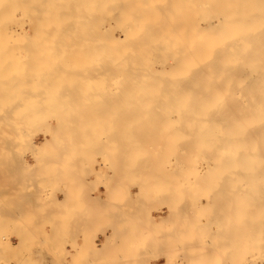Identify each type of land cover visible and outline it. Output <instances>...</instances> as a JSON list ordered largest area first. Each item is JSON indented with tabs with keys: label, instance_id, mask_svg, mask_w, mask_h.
<instances>
[{
	"label": "rangeland",
	"instance_id": "obj_1",
	"mask_svg": "<svg viewBox=\"0 0 264 264\" xmlns=\"http://www.w3.org/2000/svg\"><path fill=\"white\" fill-rule=\"evenodd\" d=\"M26 1H28V0H21V3L22 2L24 3L21 5L20 0H17L18 6H16L15 11H13L14 8H12L10 6L7 9V12H4V11L0 12V16H1L0 17V19H1L0 23H2V24H0V36H2V37H0V40L3 41V43L0 41V54H1L0 55V68H1V71H3V72H0V77H1V74H3V73H4V75L8 74L7 76H3V77H1L2 79H0V81H1L0 85L2 87L0 90V99H1L0 100V264H170L168 262L169 257L174 256V255H172L171 251H173V253H174L175 250L177 252H179V251L185 250V249H188V252L190 251V249H193V251H194L193 254L190 252L188 253L187 251L185 252V255L181 253L183 255L182 258H181V254H180V259H178V260H180V261L183 260L185 262V264H238V263L239 264H264V261H262L259 258L256 261L252 259L253 256L258 255V253H262V254L264 253V249H263V247H264V232H261L264 230H261V228H260V226L261 227L263 226L262 229H264V225L258 226L257 225L258 222L256 221V220L259 221V219H261V217H260L261 215L258 216L260 218L253 220L254 219L253 216H250L249 218H247V216L244 215V212L242 209H239L240 215H238V212H236V211H238V209L236 208V203H235L237 200L232 201V199H231V201L234 203L233 204L234 209H232V212H233L232 218L235 220H233L231 218V221L233 220V222H231L230 220L229 221H230V223H233V225H232L233 226V229H232L233 232L227 231L228 226H226V224H227L228 217L226 215L223 216V218H222L223 220L220 219V221H217V222H211V220H210L211 216L213 215L212 212H215V210H217L216 207L217 206L219 207L218 202L219 201L221 202V200H222V199L220 200L219 197L221 198L222 197L221 195H224V193L226 192V188L228 186L227 181L225 180L226 176H227V174L225 173L226 170L224 169L225 172L220 173V172H222V171H220L221 170L220 167H219L220 170L218 169L219 171H217V169H215V167L213 168V166H212V164H214V165H215V163L217 164L218 159L216 157L219 155V153L220 154L222 153L221 157L222 156L226 157V153H227L224 151L226 149V147H223L226 144L224 145V143H223V146H222L221 145L222 142H219L217 140L218 136H220V134L218 135L219 131L216 132L217 131L216 129H215V132H214V130H212V131L211 130H209V131L203 130L204 131V133H202V135H204L203 136L204 139H203L202 135H199V133H196V132L197 131L201 132V130L203 128L202 125H204V124H202L201 126H198L199 124L198 125L195 124V127L197 129L194 127V124H193V126L189 125L192 127V128L190 127L191 129H194V130H191L190 128H188V130L190 129V132H189V134L187 132L186 133L189 135V137L191 135H192L191 137H193L194 134L195 135L198 134L194 137V139L197 136H200L202 138V140L205 142V140L208 139V138L205 139V135H206L207 137L209 136V142L211 143L212 138L214 140V136L216 135L217 137L215 136V139L218 142L214 140L213 142H215V143L212 142V147L209 148L210 143L209 144H207L206 142L204 143V142H202L201 139H199V137H197L198 138L197 140H199V141L201 140V142H202L201 144L202 145L204 144V146H202V145H201L202 147L200 146L201 150L196 149L195 147L193 149V147L191 148V146H192L191 145L189 150H191V149H193V150L196 149V150L194 152L191 151L192 152L191 153L190 151L184 149L185 151H188L187 154H186V152L184 154L182 151V149L184 147L183 148L179 147L180 145L182 146V144L177 145V142L180 141V140L179 141H177V140L180 137H181V139H182V137L185 138L186 133H184V132L187 130V127L185 128V126H187L188 124L185 123L186 124L185 125L183 123L182 125H185V126H183L184 128H182L181 124H176L177 122L176 123L172 122L174 124L173 125L170 122L172 115H170V113H168V111L169 112L171 111V113L173 115H175L174 116L175 120L173 118L172 119L174 121H176V116L178 117V114H177L178 113V107H177L178 103H176L174 99H172V100L170 99L171 100L170 102H172V103L175 102L173 104L168 102L169 100L167 101V99H168L167 96L169 95L168 97H171V95H172L171 94L172 91H171V93L169 91V89H170L169 86L174 87L172 85V81H171V79H173L174 76L170 79L171 76L170 77L168 76L169 73H167V71H168L167 68H162V70L167 69L166 72L164 70V73L165 74L167 73L166 75H163L164 73L162 74L161 73L162 70H160L161 74L156 73V75H153V76H152V74H155L154 71L152 73H150L151 71L149 69L145 70V71L139 69L140 64L143 63L142 65H144V63L145 64H148V62L150 63V60H152L151 59L152 57H157V58L159 57L158 59H160L161 57L162 58L165 57V56H161V55L162 54L165 55V53H163V52L164 51L166 52L167 49H170V52H171V48H169L166 45H171V43L173 44V42H175L177 40V36L175 35L176 29H174L175 34L172 35L171 33H168L169 35L171 34L172 36L171 35L169 36L167 33L163 32V31L167 32V30H169V31L172 30V28H173V26H172L173 22L172 21L176 19V17L174 16L175 13L171 12L170 10H165L164 6H162L164 8V10H163L161 8V5H160L162 3L160 0H153V2H152V0H150L151 2L149 0H145L147 3H145V1H143L142 4L140 3L142 0H140L139 2H138V0H113V1L112 0H106L107 2L105 0H100V1L99 0H94V1L93 0H91V1L87 0L88 4L84 2L85 4H87L86 6L89 5L90 7L89 6L88 7L91 8V10L94 9V7H95V11L97 10L96 8H98V11H100V13H97L98 12L97 11L96 14H94V16H96V15H98V16L94 17L97 20L95 21V23H94V21L92 23H94L93 24L94 26H97L95 30L99 31V32H97L100 34V35L97 34L99 36V38L101 37L103 39L102 41L103 42L105 41L106 43L105 42H104V44L101 43V39L96 37L94 35L95 33L93 34L92 39L89 38V41L90 40L93 41L94 36H95L94 41H96V40H97L96 42L100 41V44L103 45V48H104L103 50L105 52L104 53L105 55L102 56V58L105 60L107 58H110V54H114L113 52H116L114 54V56L111 55V58L107 61H105V60L103 61V59L101 58L102 60L100 59L99 64H98L97 63L98 61H96V60L100 58L99 54L103 55L102 54L103 52L101 51V53H99V51L98 52L95 51L96 49L98 50L99 48H102V46L97 48L96 47L97 45H95V44H93L95 47V48H93V50L95 51V56H93L94 53L91 54L92 53L91 48H89L91 50L90 53L88 52V51H90V50H88V48H86L88 51L85 49V51H87L90 54L88 56L85 55V52L84 53L82 52L83 53V55H82L79 50H78L79 52H77V49H76V52H75L74 51L75 49H74V50H72V52H75L78 54L80 53L81 56H83V58H84V56H86L87 58L89 57V58L85 59L86 58L85 57L83 59L81 56L76 57L78 55L74 54V56H73V54H72V58L74 57L77 60L76 59L70 60L69 56H68V58L65 59V57L68 54H65L64 50H66L68 48L67 51L68 50L70 51V49L74 48V46L77 44L79 46L78 49L83 48L84 47L83 45L86 43H87L86 47H89V45H88L89 41L85 42V41H82V39H81L83 44L81 42L77 43V41L80 40L79 39L80 37L78 38L77 41L74 39V37L81 36V35H80V33H79V35H74V33L71 31L73 33V34L71 33V35H74V36L73 37L71 35L68 36V38H70L69 42L73 38L75 40L74 42L77 44L72 43V45H74V46H69V44H68V46L71 47V48H69L66 45L67 43L65 42V39H63V37H66L70 33L65 32L64 33L65 35L64 36L62 35V37H61L60 32L62 30L60 28H59L60 32L58 30L54 31L57 28L53 27V24H54V26H57L58 25L57 23L63 24L66 22V20L65 21H61V20L57 21L56 19L58 18V15H59V18L60 17L66 18V16H70L69 17V19H70L76 13V11H73V12H75L73 14V13H70V10L69 11L65 10V11H63V13H64L63 14L59 9H57V7H55V6L62 5L64 0H61V2H60L61 4H59V5H57L59 3L57 1H59V0H57L55 2L57 4H54L53 0L52 1L51 0L50 1L43 0V1H45V3L48 2L46 4V5H49L48 7H46L45 5H44L45 7L41 6V5L45 4L44 2H42V0H39L38 2H37V0L28 1L29 3L31 2V5H29V3ZM101 1H104V3ZM92 2H93V4H92ZM108 2L109 3L111 2V4H113V3L114 4L112 6H111V4L108 6V4H109ZM40 3H43V4L40 5ZM72 3H74V2H72ZM37 4H38V6L40 5L39 7L41 9L36 6ZM51 4H54L53 6L55 8H53V6ZM94 4L97 6H94ZM156 4H158V5H156ZM50 5L52 6V8L50 7ZM91 5L93 7H91ZM159 5H160V7H159ZM35 6L37 9L34 8ZM88 7H87V9H88ZM104 7H105V9H104ZM45 8L47 10H48V8L55 10V13H54V10L52 12H51V10L50 11L48 10V12H50L49 15L50 16L52 15L51 17L48 15L49 19L51 18L49 21H47V20L45 21V19L44 20L42 19V17L44 18L47 14ZM80 8H82V7H80ZM56 9H57V12L60 11L59 14H57ZM102 9L107 11V14L104 10L102 11ZM106 9H108L111 13H113V12L115 13V14L113 13L115 16L112 15V18H114V19H111V18L108 19L107 18L108 20L105 21L106 17H104V16L108 15V13L111 15V13ZM71 10H73V9H71ZM82 11H84V13H85V10H82ZM40 12H42V13H40ZM91 12L93 14L94 11H91ZM103 12H104V14H101ZM165 12H167V13H165ZM10 13L12 14L13 17L11 16ZM36 13L37 14L40 13V15H37ZM86 13L88 14V12H86ZM25 14H27V15H25ZM30 14H32V15L30 16ZM54 14L55 15L57 14L56 15L57 18L55 17ZM89 14H90V12H89ZM158 14L160 16H156ZM110 15H108V17H111ZM22 16L24 18V20H23L24 23L20 22L22 19L21 18ZM91 16H93V15H91ZM154 16H155V18L157 17L156 19L154 18L155 20L152 19V17H154ZM31 17H32V19H31ZM5 18L7 20H5ZM14 18H17V19H15V21H17V24L15 22L14 25L17 26L18 24L22 23L21 24L23 26L22 32L17 30V29L21 28L20 26H18L17 29H14L15 27L13 28L14 25L12 23L14 22V20H13ZM28 18H29V20H28ZM40 18L42 21H40ZM2 19H3V21H2ZM46 19H48V18H46ZM66 19L68 20V18H66ZM12 20H13V22L11 23ZM32 20H34V21H32ZM72 20H74V19H72ZM118 20L120 23L122 22L121 23L122 26H120L121 24L118 22ZM124 20H126V21H124ZM53 21L55 23H53ZM36 22H37V24H36ZM100 22H102V23H100ZM5 23L6 24L8 23L7 24L8 26L13 25L12 27H10L12 30L9 28L10 29V31H9L7 26L4 27ZM50 23H51V25H50ZM98 24H100L101 27ZM118 24H120V25H118ZM128 24H129V26H128ZM26 25H28V26L31 25L29 30H26L27 28L24 30ZM45 25L49 26L53 31L49 27H47L49 29L46 30ZM70 25H68V27ZM104 25L106 26V28L108 25L109 26L111 25V28L108 26L110 29L108 30V28H107L106 29L107 31H106L105 28L103 29ZM141 25H144V26H141ZM133 26H134V28H133ZM155 26H156V28H154ZM170 26H172V28ZM98 27H100V29ZM6 28L8 31L6 30ZM97 28H98V30H97ZM120 28H122V30ZM34 29H35V31H34ZM66 29H68V28H66ZM66 29L64 27V30H66ZM162 29H163V31H162ZM14 30H15V32H16V30L21 32V34H19V32L15 33ZM12 31L14 33L10 34V32L12 33ZM133 31L135 34L133 33ZM8 32H9V35H8ZM55 32L56 33L59 32L58 34L64 40V42L60 43V41L59 42L56 41L58 39V37H56L58 34H56ZM62 32H64V31H62ZM79 32H81V31L79 30ZM87 32H90V31H87ZM157 32L160 35L162 33H165L168 39L165 37V34H163L162 36H160V35L156 36ZM44 33H48L49 36L46 35V37L44 38ZM53 33H54V36H53ZM66 33H67V35H66ZM75 33L78 34V31H75ZM153 33H154V36L152 35ZM25 34L28 37H30L29 38L31 40L30 43H28L29 39L26 41L24 40V39H27V37H24ZM81 34H82V32H81ZM89 34L92 35V32ZM129 34H130V36H129ZM137 34L139 35V37ZM18 35L20 36V38L18 37ZM38 35H40V36H38ZM85 35H86V33L84 35H82L81 38ZM87 35H86V37H87ZM110 35H113L112 38ZM133 35H135V36H133ZM141 35H142V37H141ZM8 36H10V37H8ZM12 36L13 37L16 36V38H18V39H16L14 37L15 39H13V40H17L19 42V46H21V48H22V45H25L26 43H28L27 47L29 46V44H31V47L29 46V48H28L31 52H29V51H28V53L24 52V50L27 49L26 46H24V47H26V48H24V50H23V48L22 49H20V47L18 48L17 47L18 43H16V41H15L16 45L13 46V44H15V43L12 40V38H13ZM51 36L53 37V39L56 38V39H54L55 43H60V45H63L66 43L65 45L67 46V48L65 47V49H63L64 47L60 46L62 49H60L58 47L59 50H58V48L55 47L57 44L56 45L54 44V47H55L54 50L57 49L58 52H60L62 50L64 57L58 59L57 55L59 57H61L62 55H60L61 52L58 54L56 51H54V52L57 54H55V56L52 55L53 51H51V49L53 50V47H51L50 45H52L53 43L51 42L52 41ZM123 36H124V38L129 36V37H131L132 40L129 39V37L123 39L122 38ZM155 36L158 38L159 42L156 41L157 39L154 40L155 38H153V37H155ZM163 36L165 38L162 39V40H164L163 44H162L160 38ZM21 37H23L24 39H22ZM47 37H50V38L47 39L49 41H47L46 43L49 42L51 44L48 46V44L44 43L45 45H47V47L46 46L44 47L42 41L44 40V42H45ZM88 37H89V35H88ZM116 38H119V40H120L117 43H116V41H117ZM112 39H114L115 42H113L114 40L112 41ZM32 40L34 41V44L36 45L35 47H37V49L39 46H40V48L43 46L42 49L47 50V51H45L46 54L45 53L42 54V52L39 53V51L37 52L36 50L32 51V49H33L32 47H34V46H32V43H33ZM36 41H41L42 46H41V44L40 45L36 44V43H39ZM168 41H170V42L168 43ZM5 42H8V43H5ZM120 42H121V44H120ZM11 43H13V44L11 45ZM21 43H23V44L20 45ZM80 43L82 44L83 47H80V45H79ZM153 43H156V44H153ZM117 44L119 46L121 45L122 47L117 46ZM125 44L126 45L128 44L127 47ZM105 45L108 48H106ZM12 46L14 47V49L17 48L14 52L12 50L13 49ZM58 46H59V44H58ZM165 46L167 49L165 48ZM2 47L3 48L6 47L7 49L4 51L5 48L2 49ZM90 47H92V46H90ZM115 47H117V48H115ZM131 47H132V49H131ZM76 48H77V46H76ZM123 48L125 50H123ZM151 48L153 50L158 48L160 50V52L157 51V54H156L155 51L154 52L147 51V49L149 50ZM117 49L121 50V51H116ZM19 50H20V53H18ZM48 50H50V52H48ZM108 50H110V52H112V53H110ZM144 50H146V52H144ZM67 51H66V53H67ZM140 51H143V52H140ZM23 52L25 53V55L27 53V57H29L30 54L32 53L31 56L33 55L36 58V60L33 57L32 58L35 61L32 60L31 58L23 59L24 58L23 54H22L23 58H20V57H22V56H20V54ZM47 52L50 54H47ZM137 52H139V53H137ZM96 53H97V55H96ZM107 53H109V54H107ZM153 53H154V55H153ZM158 53H160V54H158ZM166 53H169V51H167ZM132 54H134V55H132ZM129 55H130V57H129ZM170 55H171L170 58H172V52ZM47 56H49L50 58ZM112 56L115 58V60H113V62H111L112 61L111 59H113ZM118 56L119 57L122 56V57L118 59ZM133 56L138 58V59L136 60V58H132ZM146 56H149L150 59L146 58ZM4 57H5V59L3 60ZM13 57H14V59L17 57L18 61H17V59H15V61H14L12 59ZM39 58H41V59H39ZM116 58H117V60H116ZM162 58H161V60H158V61L159 62L162 61ZM30 59L32 61L29 62ZM37 59H39V60H37ZM44 59H48L47 62H49V63H46V60L44 61ZM143 59L145 61H143ZM165 59H166V57H165ZM22 60L25 64L22 63ZM25 60H27L28 63ZM51 60L53 62L51 65H54V66H51L52 69H50L48 66L50 64ZM120 60H121V62H120ZM126 60L129 62L128 63L129 65H127V63H125ZM170 60H166V61L164 60V62L162 61L163 65H160L162 63H160V64L158 63V64L160 66H165V62H167V61L169 62ZM55 61H56V63L58 62V64H56ZM100 61L101 62L103 61L104 65H103V63L101 64ZM133 61L136 62L135 65L132 64ZM141 61H143V62H141ZM13 62H15V63H13ZM31 62H33V63L31 64ZM151 62L153 63L154 60ZM168 62L166 64V66L169 68ZM3 63H5V64H3ZM26 63L27 64L30 63V65H26ZM93 63H94V65H93ZM152 63H151V65H152ZM12 64L14 65L13 68H12V66H13ZM19 64L23 68L20 67ZM113 64H115L114 67H113ZM137 64H139V66ZM91 65H93V66H91ZM101 65H103V66H101ZM106 65L108 66V68H106L107 67ZM122 65H125V66H122ZM154 65H155V63H154ZM29 66H30V69H29ZM44 66L48 69L44 68ZM33 67H34V69H33ZM41 67H43V69H41ZM54 67H58V68H56L57 70L54 69V71L56 70V72H59V73L62 71L61 74H63V71H64V74L67 73V75L61 76L59 73L58 74L54 73V71H52ZM62 67H65V68H62ZM70 67H72V69ZM93 67L95 70L93 69ZM112 67H113V69H112ZM87 68H90V69H87ZM97 68L98 69L100 68V69L98 70ZM114 68H116V70ZM122 68H123V70L126 69L125 70L126 73H133L134 74V75H130L129 77L127 76L123 82L120 79V76H119L120 73H118L119 72L118 69L121 70ZM27 69H28V71H27ZM32 69L35 72V73L32 72L33 74L31 73ZM39 69H40V72H43V73L45 72V70L46 71L48 70L47 73L46 72L45 73L48 75V77L51 76V78H52V76L56 75L58 77V75H60L59 78H56V76L53 77L54 79H56L55 81L51 80L52 84L55 83L54 84L55 86H53L50 83L51 82V81H49L50 78H47L46 74L44 76H42L43 74L38 71ZM65 69L68 71H66ZM101 69H104V70L101 71ZM171 69L172 68L170 67V71L172 73H174L173 70H175V68L172 70ZM50 70L52 72H50ZM110 70H112V72ZM73 71L74 72L76 71L75 74L73 73ZM91 71H94L93 75H92ZM5 72H6V74H5ZM11 72L13 73V75L16 72L15 75L16 76L18 75L17 78H20V79L16 78V80H15L14 77H16V76H13ZM27 72L30 75V77L33 79V81L36 82V84L34 83L35 85L33 83H32L33 85L30 84L32 81H30V78H28L29 75H27ZM49 72L52 73L53 75H51V74L49 75L48 74ZM103 72H105V73H103ZM115 72H117V73L115 74ZM120 72L122 73V71H120ZM157 72H158V70H157ZM171 72H170V74H172ZM108 73H109V75H107ZM136 73H138V74L136 75ZM142 73H144V74H142ZM147 73L150 74L148 77H147V75H148ZM19 74H20V76H19ZM98 74H100V75H98ZM111 74H113V75H111ZM25 75H26V77H25ZM78 75H79V77H78ZM90 75H91V78H88V77H90ZM110 75H111V77H110ZM159 75H160V77H159ZM176 75H177V73H176ZM8 76H10V78H8ZM143 76L147 77L149 79V81H147L148 79H146V78L144 81ZM154 76H156V77H154ZM162 76L166 77L167 79L162 77ZM157 77L160 79H164V81L162 82L164 88L161 86V84L158 85V83H161L162 80L158 79ZM62 78H64V79H62ZM77 78H81V79H77ZM11 79L13 80V83H11L12 82ZM139 79H140V81H139ZM150 79H151V81L153 79L154 80L157 79L158 80L157 85L160 86L161 88L158 87L156 85V83H155V85L153 83L154 86L152 85V87H151ZM105 80H107V81H105ZM154 80H153V82H155ZM18 81H20L18 83L19 85L17 84ZM39 81H42V84H40L41 82L39 83ZM44 81H46L45 82L46 84L44 83ZM110 81H111V83H110ZM127 81H129V82H127ZM131 81H133V82H131ZM21 82H22L23 86L20 85ZM23 82H25L26 85ZM112 82H114V83L117 82L118 84L121 85L122 88H118ZM126 82L128 84V86H127L128 89H127V87H124V85L126 86V84H122V83H126ZM140 82H142V85ZM147 82L150 84H147ZM169 82H171V83H169ZM28 84H29V86L30 85L34 86L33 88L31 86L32 92H33V89L38 91L37 89L40 88L39 91L41 93L36 92V91L32 93L30 91L31 94H29L30 92H28V89H27V88H29ZM43 84L47 87L45 88V86ZM47 84L51 85V86L48 88ZM111 84L113 86H111ZM143 84H144V86L147 85V86H145L147 89L143 88ZM166 84L168 85V87H167L168 89L166 88V86H167ZM41 85H43L44 87H42ZM149 85L153 89V92H152V89L149 91V92H151V95L153 94L152 96H150V93H148V91H146V90H148ZM3 86H4V88H3ZM26 86H28V87H26ZM36 86H38L37 89H35ZM40 86L43 89H41ZM136 86H138V88L142 89V91H140V89L136 88ZM156 86L158 87L157 89H156ZM51 87H52V90H51ZM85 87H87V88H85ZM150 87H149V89H150ZM65 88H67V89H65ZM73 88H75V89L73 90ZM110 88H111V90H110ZM44 89L45 90L47 89V91H45ZM154 89H155V91H154ZM163 89H165L167 91V93H162V91L164 92ZM77 90H79V91H77ZM143 90L146 92H143ZM159 90H161V93H157V92H160ZM170 90H172V89H170ZM56 91H58V92H56ZM89 91H90V93H89ZM110 92H111V95H110ZM126 92H128V93L130 92V95L128 96ZM138 92H140V93L138 94ZM115 93H117V96H115ZM132 93L135 95L137 94V97L132 95ZM147 93H148V95H147ZM38 94H40V95H38ZM154 94H156L157 97L154 96ZM162 94H164V95H162ZM7 95L10 98H8ZM176 95L173 94V97H175ZM139 96L140 97L142 96L144 99L142 97L140 98ZM153 96L156 97V99L159 98L158 96H160V97L164 96L166 98H163L164 100H162V102H161V100L158 101L155 98H153ZM138 97L140 98V100ZM146 98L149 101L151 99L152 102L147 101ZM134 101L139 102V104H141V105L139 106V104L137 102L135 103ZM164 101H166V102H164ZM146 102H149V103H146ZM155 102H156V104H159V102L162 104L166 103L163 106H165V107L167 106V107L166 108L163 107L165 109L159 108L160 106L158 107V105H155ZM168 103H170L172 106H169ZM5 104H7V105H5ZM146 105H148V106H146ZM149 105L152 107V109ZM159 105H161V104H159ZM173 105H175L177 108H172V107H174ZM154 106H157L158 108L155 109ZM141 108H143V109H141ZM158 109L160 110V112H163L164 110L167 111L168 114L166 113V115H168V118L170 116V118L169 119L168 118H158L159 117V113H158L159 110ZM150 110L151 111L155 110L156 112L158 111L157 112L158 117L153 116L156 113L151 112ZM173 110L175 112H173ZM149 111L152 115L150 117L148 116ZM150 113H149V115H150ZM160 114L162 116L163 113H160ZM163 115L165 116V114H163ZM146 117H149V118L156 117V118H154L155 123L159 122V124H153V125L151 124L150 127H149L150 124H148V125H146L145 123L140 124L141 123L140 121L145 122L147 120L148 121L151 120L152 122H154L153 118L149 119ZM108 120L110 122H108ZM158 120H161L164 122H161ZM189 120H191V119H186V121H189ZM186 121H184V122H186ZM191 121H193V120H191ZM110 123H115V124L112 125ZM126 123H127V125H126ZM170 123H171V125H170ZM123 124H125V125L123 126ZM178 125H180V126H178ZM110 126L113 129L110 128ZM157 126H158V128H156ZM174 126H176V127H174ZM177 126L181 127V128H178ZM175 128H177L178 130L181 129V132L180 131L178 132V130ZM111 129L114 130L113 133H111L112 132ZM116 129H118V130H116ZM182 130L184 132H182ZM191 131H193L195 133L193 134V132H192V134H190ZM118 132H120V133H118ZM205 132H206V134H205ZM211 132H212V135H209ZM148 133H150V134L148 135ZM183 133H184V136H183ZM114 134H117V136L115 137ZM121 134L122 135L125 134V135H123L124 138ZM143 134H146V136ZM180 134H182V135H180ZM187 134H186V139L189 140L187 143L191 144L192 142H190V141H193V139L191 137L190 138L192 140H190V138H187L188 137ZM174 136H175V138H174ZM210 137H212V138H210ZM255 137H257V136H255ZM259 137L260 136H258V138ZM260 140H259L260 143L258 142V140H256V141L260 145L264 144V143H262V142H264V140L263 141L261 140L262 142ZM122 141H124V142H122ZM186 141H184V142H186ZM196 141H194L196 143V147L199 148V146H197V142H199V141H197V142ZM194 142L192 144H194ZM205 144H207V145H205ZM213 144H214V147H213ZM215 144H219L220 146L217 145L216 147L217 148L221 147V150L216 149ZM198 145H200V142ZM125 146H127V147H125ZM183 146H186V145H183ZM205 146H208V148L206 147L205 152L208 149L209 150L211 149L210 152L213 154V156H211L212 154L210 155L209 150L207 151L208 154H207V152L206 153L203 152L204 151L203 149H205L203 147H205ZM134 147H136V148H134ZM260 147H262V146H260ZM178 148L181 150V151L179 150V152L183 153L185 156L178 153V151H177ZM187 148H189V146H187ZM214 148L216 149L215 154L217 151L219 152V153L217 152V154H218L217 156L213 152ZM262 148L264 149V147H262ZM121 152H122V154H124V153L125 154L120 157L119 154H121ZM133 152H136V153H133ZM176 152L183 157H180L179 155L176 156V154H175V156L172 155L173 153H176ZM223 152H225V155ZM126 153H128L129 155H126ZM140 153H142V154H140ZM143 153H145V154H143ZM203 153L208 155L209 158L208 157L206 158L205 157L206 155L204 156ZM79 154L82 155L81 158L78 157ZM83 154H85V156ZM76 155L79 159L78 158L76 159ZM143 155H145L146 157ZM214 155L216 157H214ZM219 156H218L219 161L224 160L223 157L220 158ZM211 157L214 158V160L216 158L215 162L213 161V159ZM188 158H190V159H188ZM210 158H211V160H210ZM204 159H209L211 161L210 165H207V162L205 163ZM139 161H141V162L146 161V163H150V165L148 166V169L141 167V168H143V170L141 169V171H138L139 166L136 165L133 168V170L135 169L133 172H131L129 174L125 173V172H127L125 170H127L126 168L128 165L132 166L133 163L136 164ZM190 161H191V163H190ZM141 162H140V164H141ZM181 162H183V164H181ZM108 164L113 165V168H111V166H109ZM180 164H181V166H180ZM142 165H144V164H142ZM185 166H186V168H185ZM208 166H210L209 169L213 168V170H215V171H213V170H212V172L209 171L207 169ZM74 167H76V168H74ZM67 168L69 170L71 169L70 172H69V170H67ZM114 168L116 169V170H114V172L116 171L115 173L112 172ZM204 168H205V171L208 170V171H206L208 174L205 173ZM130 169H131V167H130ZM130 169H128L129 172H130ZM149 169H151V170H149ZM65 170H67L71 176H69V173L66 172ZM147 170H148V172H147ZM183 170L184 171L186 170V171L183 172ZM63 172H64V174H63ZM201 172L205 173L206 175L205 174L202 175ZM218 172H219V174H218ZM100 174H101V176H100ZM102 174H104V175H102ZM124 175H125V177L126 176L127 177L125 178ZM201 176H202V178H201ZM220 177L223 179H220ZM210 178H211V180H210ZM110 179H111V181H113V184H115L114 181L116 182L118 180L120 182L119 184H121V186H126V187H124V188L121 186L118 187L119 184H117V185L115 184V187L117 186V188H116L117 190L113 191V193H115L114 195H111V194H113L112 193V189H113L112 186H114V185L112 184V186H111V182H109ZM122 179H123V181H122ZM212 179L216 180L215 183L218 184V185H216V187L218 188L217 191L224 187V189H222L223 191L225 190L223 193L221 190H219L217 193L215 183H213L214 181ZM120 180L122 181V183ZM222 180H223V183H222ZM224 180L226 181L225 183H224ZM156 181L157 182L160 181V182L157 183ZM220 181H221V183H220ZM196 182H198V183L196 184ZM109 183H110V185H109ZM143 183L145 186L143 185ZM219 183L222 185H220ZM204 184H205V187H204ZM175 185H177V187H175ZM197 185H198V187H197ZM219 185L221 186V188L218 187ZM180 186L181 187L183 186V187L181 188ZM211 186H214L215 188H213V187L211 188ZM101 187H103L104 189L101 190ZM108 187H111V190ZM170 187H171V189H170ZM197 188H198V190H197ZM71 189L74 192L76 191L75 192L76 197H75V195H74L75 199L73 197V199L75 201L74 204L72 202L71 204H73V205L68 206L69 203H65V202H69V201L71 202L73 199L70 200V198H69V201H65V200H68L65 198L66 197L68 198L69 195H73L74 192L70 193ZM140 189L141 190L143 189L142 192H144V193L142 196L144 198L142 196H140V194H142ZM175 189H176V191H175ZM208 189H209V191L211 190L210 193H209ZM246 190H248V189H246ZM139 191H140V193H139ZM60 192H63L65 195L64 199L60 200V201H63V203H61V205L56 204V202L58 203V201H59L57 199V195ZM174 192H175V194H174ZM82 193L84 194L85 199H83L84 196H82L83 195ZM216 194H219L220 196L218 197V195H216ZM233 194L235 195L237 193H235L233 191ZM241 194L245 195L244 191H241ZM263 194H264V192H263ZM234 195H233V197H234ZM251 195H254V194L252 193ZM211 196H213L212 199L210 198ZM224 196L227 197V194L225 193ZM224 196L222 197L226 203L224 205L227 206L228 202H226V199L228 200V198L225 199ZM175 197L178 199H176ZM181 197L183 198L182 201L180 199ZM260 197H262L260 199H262L261 202L263 203L264 198L261 195H260ZM124 198H126V199H124ZM127 198H129V199H127ZM234 198L236 199V195ZM122 199H124V201L128 200L125 202L129 203V207L132 208L130 210L132 212H134V215H136L135 216L136 223L133 222V223H135L134 224L135 228H133L134 226L133 227L129 226V228H128V225H125L122 222V224H124V226H122V228L121 227L120 228L123 231V233H125L127 231H128V233L131 232V231H129V229L130 230L134 229L135 233H134V231H132L133 232L132 235H131V233H129L132 237L130 235H128V236H130L129 238H131V241H130V239H129V241L132 242V243L129 242V244L127 246L128 251L116 250L113 253V255L112 254L108 255L109 253H107V250L105 249L107 242L103 241L102 245L99 246L97 244V241H95V240L97 239V237L100 233H106L108 230L111 231V234L109 235V237H110L112 235V232L114 231V229L116 230V227L114 229H112L111 226L114 224H111V223L109 224L110 226L106 225L107 224L106 221L103 220L104 221L103 222L100 219L99 215H101V214L103 215V213H106L107 208H108V202H110V203L112 202L113 204L119 203V204H121L120 206H122V207L119 208L120 209L119 212L115 213L116 215H118V216H116V219L118 217L121 219H117V220L124 221L125 214H127V213H126L125 208H124L125 206H123L124 204L122 205V203H123ZM242 200L241 201L239 200V201L241 202V205H244V204H242ZM85 201H87V202H85ZM143 201H144V205L140 204V206H139V202L143 203ZM177 201H180L183 204L187 205V206L184 205L185 207L182 206V208H184V209H182V211L184 210L183 211L185 213L184 215H183V212L181 210H178L179 212L181 211V213H178L177 215L172 213V209H173L172 207L173 206H171V207H169V206L175 205ZM224 201H223V203H224ZM134 202L136 205L134 204ZM185 202H187L188 204ZM86 203H87V206H89L88 209L86 208ZM177 203L180 204L179 202H177ZM62 204H64V206ZM57 205L59 206V208H57ZM94 205L97 209H95ZM64 207H66V208H64ZM262 207L258 208V209H260L261 212L264 211V206L262 205ZM105 209H106V211H105ZM226 209H227V207H226ZM88 210L90 213H88ZM247 210H249V209L247 208L246 211ZM140 212L141 213L143 212V213L141 214ZM242 212H243V214H242ZM247 212L250 213V211H247ZM187 213H188V215H187ZM88 214H89V217H87ZM174 215L176 217H174ZM254 215H256V214H254ZM92 216L93 217L96 216L97 219H96V217L94 219H92L93 218ZM137 216H138V218H137ZM142 216H144V217H142ZM209 216H210V218H209ZM85 217H86V219H85ZM140 217H142V219ZM238 217L243 218L242 219L243 222L247 221V225H246L247 227L250 225H251L250 227H252V226L255 227V225H257L256 226L257 228H255L257 230H255L253 227L252 228L249 227V229H251L250 233L252 234L251 235L249 233L250 234L249 235L248 234L249 229L245 228L246 226L243 227L241 225L243 222ZM80 218H82V219H80ZM185 218H187L188 221ZM77 219H80L81 222H80V220L77 221ZM87 219H88V222H87ZM98 219H100V220H98ZM102 219H105V218H102ZM161 219H162V221H161ZM168 220L172 221V223L174 225L173 224L170 225L171 223L167 222ZM97 221H98V225H97ZM100 221L102 223H106V224H101ZM136 224H137V226H136ZM205 224H206V227H205ZM245 224H246V222H245ZM252 224H254V225H252ZM116 226H118V225H116ZM174 226H176V227H174ZM237 226L238 227L240 226V227L238 228ZM177 227L179 228V230H182V231H179V232L174 231L175 233H177V232L178 233H177V235L173 234V237H174V235H176L173 238L169 234H170V232H172L173 228H174L173 230H175ZM98 228H100V229H98ZM156 228L159 229L160 231L157 230ZM240 228H243V229L241 230ZM218 229H219V232H218ZM237 229H240V231H237ZM244 229H245V231H244ZM247 229H248V231H247ZM253 229H254V231H252ZM258 229H260V230L258 231ZM116 231L120 232V229L116 230ZM116 231H114L113 233L115 234ZM156 232H158V233H156ZM168 232H169V234H168ZM214 232H217L218 236H217V238L213 237V239H214L213 240L212 239V233H214ZM237 232L238 233L240 232L239 238H241V241L238 238V235H236ZM123 233H120L121 237H122ZM227 233H228V236H227ZM72 234L73 235L75 234V235L73 236ZM241 234H243V235L248 234V236H246V237L243 236L244 237L243 238V237H240ZM115 235H113L110 239H112L113 237H117ZM117 235H118V233H117ZM207 235H209V236H207ZM233 235L236 236L237 238L234 237ZM133 237H134V239H132ZM166 237H169V238H166ZM208 237H209V239H208ZM251 237H252V239L253 238L254 239L252 240ZM259 237L261 239H259ZM117 238H113V239L117 240ZM156 238H159L160 241H162V242H160L161 246L160 245H159L160 247L158 246L162 250L157 256H155V254H156L155 250H157V248H158L157 247V241L158 240L156 241ZM210 238H211V240H210ZM234 238L238 239L240 242ZM82 239H83V241L80 242ZM107 239H109V238H107ZM121 239L123 240V238H121ZM174 239L179 241V242L176 241V242H178L176 244H180V243L181 244L176 245L173 242ZM230 239L233 240V242ZM229 240L232 242L230 244V246L228 245ZM234 240H236V242H234ZM143 241H144L145 245L142 244ZM210 241L214 242V243L210 244L211 243ZM190 242L192 243V246H190L191 245ZM205 242H208V243L210 242V243L209 244L207 243L208 245L207 244L205 245ZM234 243L237 245H235ZM238 243H241L242 246H241V244H238ZM103 244H105V245H103ZM131 244H133V245H131ZM232 244H233V246H232ZM142 245H143V247H142ZM132 246H134V248ZM131 247H132V249H131ZM96 248H100V250L98 249L99 252H98V250H96ZM209 249H211V250H209ZM257 250H260V251H257ZM95 251L98 252V254ZM168 251H169V256L167 257L166 253ZM240 254H242V255H240ZM107 255L113 256V260L111 259L112 262L110 260V257L108 259L109 261L107 260V258H108ZM190 255H191V257L189 258ZM245 255H246V257H244ZM263 256H264V254H263ZM195 257H197V258H195ZM114 258H116V259H114ZM207 259H209V260L207 261ZM105 260H107V261L102 262ZM99 261H101V262L98 263ZM181 262H179V263H181ZM182 264H184V263H182Z\"/></svg>",
	"mask_w": 264,
	"mask_h": 264
},
{
	"label": "bare ground",
	"instance_id": "obj_2",
	"mask_svg": "<svg viewBox=\"0 0 264 264\" xmlns=\"http://www.w3.org/2000/svg\"><path fill=\"white\" fill-rule=\"evenodd\" d=\"M28 1H30V0H28ZM28 1H26V2H28ZM32 1V0H31ZM39 0H37V2H38ZM46 1V0H45ZM45 1H43L42 0V2H44L45 3ZM47 1H50V0H47ZM52 1V0H51ZM57 0H53V3L54 4H57V3H55ZM76 1V2H75ZM89 1V0H88ZM91 1V0H90ZM94 1V0H93ZM100 1V0H99ZM98 1V2H99ZM106 1V0H105ZM113 1V0H112ZM140 0H138V2H139ZM143 1H145V0H142L140 3L142 4L143 3ZM150 1V0H149ZM162 3L160 4L161 5V8L164 10V8H165V10H170L171 12H174L175 13V17H176V19L175 20H173L172 22H173V28H172V26H170L171 28H172V30L171 31H169V30H167V32L166 31H163V29H162V31L163 32H165V33H171L172 35L173 34H175V31H176V36H177V40L175 41V42H173V44L171 43V45H166V46H168L169 48H171V52H172V58H170L171 57V52H170V49H167L166 48V46H165V48L167 49V51H169V53H166L164 50V52L163 53H165V55H161V56H165L166 57V59H165V57H161L162 58V61L164 62V60L166 61V60H170L169 62H168V66H169V68L166 66V64H167V62H165V66H160V65H163V63H162V61H158V60H161V58L160 59H158L157 57H152L151 59L152 60H150V63L148 62V64H145L144 63V65H142V64H140V70H150L151 72L150 73H152L153 71L155 72V74H152V76L153 75H156V73H160V70H162V68H167L168 69V71H167V73H169L168 74V76L170 77V79L174 76V78L173 79H171V81H172V85L174 86V87H171V86H169L170 87V89H172V90H170L169 89V91H170V93H171V91H172V95H171V97H168L167 96V101L168 102H170L172 99H174L175 100V102L176 103H178V117L176 116V121H174L175 119V115H173L172 113H171V111L169 112L168 111V113H170V115H172V117H171V123L172 122H174V123H176V124H185V123H187L188 125L187 126H185V125H182V128H184L183 126H185V128L187 127V130L185 131L184 129V131L182 130V132H184V133H188L189 134V132H190V129L192 128L191 126H189V125H192L193 126V124H194V127H195V124H199L198 126H201L202 124H204V125H202L203 126V128H202V130H201V132L200 131H197L196 133H199V135H202V133H204V131H209V130H214V132H215V129L217 130L216 132H218L219 131V133H218V135L220 134V136H218V138H217V140L219 141V142H222V146H223V143H224V145L225 146H223V147H226V149L224 150L225 152H227L226 153V157H224V156H222L223 158H224V160H221V161H219V158H218V156L220 157V158H222L221 157V154L219 153V155L217 154V152H216V154H215V151H216V149H220L221 150V147L220 148H217L216 146L218 145V146H220L219 144H215V148H214V154L217 156H215L214 155V157H216L217 159H218V162H217V164L215 163V165L214 164H212V166H213V168L215 167V169H217V171H219L220 170V168H221V170L220 171H222V172H220V173H224L225 172V170H226V174H227V176H226V181H227V188H226V194H227V197L226 196H224L225 195V193H224V195H221L222 197L224 196L225 197V199L226 198H228V200L226 199V202H228L227 204V206L226 205H224V204H226L225 203V201L223 200V198L221 197H219L220 195L219 194H216V195H218V197H219V199L221 200V202L219 201L218 202V205H219V207L217 206L216 208H217V210H215V212H212L213 213V215L211 216V218H210V216H209V218H210V220H211V222H217V221H220V219L221 220H223L222 218H223V216L224 215H226L227 217H228V220H227V224H226V226H228L227 227V231H232V229H233V223H230V221H231V218H232V216H233V212H232V209H234L233 208V202L232 201H236L235 203H236V208L238 209V211H236V212H238V215H240L239 213H240V211H239V209H242L243 210V212H244V215H246L247 216V218H249L250 216H253V220H256V219H258V218H260L261 217V219H259V221L258 220H256L257 222H258V226L259 225H264V211H260V209H258V208H260V207H262V205L264 206V201H263V203L261 202V200L262 199H260V198H262V197H260V195L261 196H263V198H264V194H263V192H264V149L262 148V147H264V144H259L260 142H259V140L261 139L262 141L264 140V0H160ZM25 2V1H24ZM36 2V1H35ZM41 2V1H40ZM57 2H59L57 5H59V4H61L60 2H61V0H59V1H57ZM72 2H74V3H72ZM87 3V0H64L63 1V3H62V5H59V6H55V7H57V9H59L62 13H63V11H65V10H70V13H75V12H73V11H76V13H75V15L72 17V18H70L69 19V17L70 16H66V18H68V20L66 19V18H64V17H60L59 18V15H58V18L56 17V15L57 14H59V12H57V9H56V12H57V14L55 15V17L57 18L56 20L58 21V20H61V21H65L66 20V22L65 23H61V24H59V23H57L58 25L57 26H54V24H53V27H56L57 29H55L54 31H56V30H58L59 31V28L62 30V31H64V32H60L61 34H60V36L62 37V35L64 36L65 34V32H69L70 34H68L67 35V33H66V37H63V39H65V42L67 43H65L67 46H68V44H69V46H74V45H72V43H75L74 41L76 40H78V38L80 39L79 41H77V43L78 42H81L82 43V41H85V42H88L89 41V38L90 39H92V37H93V34L96 36V37H98L99 38V36L97 35V34H99V33H97V32H99V31H96L95 29H96V27L97 26H94L93 24L95 23V21L97 20L96 18H94V17H97L98 15H96V16H94V14H96V12L98 11V8H96L97 10L95 11V7H94V9H92L91 10V8H89L88 6H86L87 4H85V3ZM101 2H103L104 3V1H101ZM107 2V1H106ZM122 2V1H121ZM151 2V1H150ZM149 2V3H150ZM152 2H153V0H152ZM155 2V1H154ZM158 2V1H157ZM20 3H21V0H20ZM29 3V2H28ZM48 2H46L45 4H43V3H40V5L41 4H43V5H41V6H46V7H48L49 5H46ZM77 3V4H76ZM109 3V2H108ZM124 3V2H123ZM145 3H147L146 1H145ZM144 3V4H145ZM148 3V4H149ZM22 4H24L23 2L21 3V5ZM36 4V3H35ZM54 4H51L52 6L54 5ZM92 4H93V2H92ZM98 4V3H97ZM106 4V3H105ZM111 4V2L108 4V6ZM114 4V3H113ZM113 4H111V6L113 5ZM163 4V5H162ZM29 5H31V2L29 3ZM34 5V4H33ZM39 5V6H40ZM50 5V7L52 8V6ZM99 5V4H98ZM107 5V4H106ZM117 5V4H116ZM137 5V4H136ZM146 5V4H145ZM153 5V4H152ZM156 5H158V4H156ZM160 5H159V7H160ZM12 7V8H14V10L13 11H15V8H16V6H18L17 5V0H0V12H2V11H4V12H7V9L9 8V7ZM37 7H39L38 6V4L36 5ZM36 6L34 7L35 9H37L36 8ZM44 6V7H45ZM94 6H97V5H95L94 4ZM147 6V5H146ZM162 6H164V8L162 7ZM54 6H53V8H55ZM73 7V8H72ZM76 9H75V8ZM80 7H82V8H80ZM87 7H88V9H87ZM91 7H93L92 5H91ZM31 8V7H30ZM33 8V9H34ZM40 8V7H39ZM70 8V9H69ZM86 8V9H85ZM116 8V7H115ZM23 9V8H22ZM28 9V8H27ZM41 9V8H40ZM71 9H73V10H71ZM81 9V10H80ZM94 11L93 12V14H92V12L90 11ZM104 9H105V7H104ZM104 9H102V11L104 10ZM117 9V8H116ZM158 9V8H157ZM161 9V10H162ZM24 10V9H23ZM43 10V9H42ZM45 10H46V12H47V14H46V18H48V19H46L45 17L43 18L42 17V19L44 20L45 19V21L47 20V21H49L50 19H49V17H48V15L50 14V12H48V10L50 11L51 10V12L54 10V9H50V8H48V10L45 8ZM79 10V11H78ZM82 10H85V13H84V11H82ZM101 10V9H100ZM106 10H108V9H106ZM123 10V9H122ZM11 11V10H10ZM18 11V10H17ZM27 11V10H26ZM82 11V12H81ZM105 11V10H104ZM109 11V10H108ZM114 11V10H113ZM112 11V12H113ZM116 11V10H115ZM158 11V10H157ZM12 12V11H11ZM32 12V11H31ZM45 12V13H46ZM86 12H88V14L86 13ZM89 12H90V14H89ZM106 12V14H107V11H105ZM110 12V11H109ZM124 12V11H123ZM127 12V11H126ZM159 12V11H158ZM168 12V11H167ZM167 12H165V13H167ZM9 13V12H8ZM27 13V12H26ZM40 13H42V12H40ZM40 13L39 14H37V15H40ZM54 13H55V10H54ZM61 13V14H62ZM97 13H100V11H98ZM111 13V12H110ZM114 13V12H113ZM113 13H111V15L108 13V15H110L111 17H108V15H106V16H104V17H106V20L105 21H107L109 18H111V19H114V18H112V15L113 16H115ZM122 13V12H121ZM160 13V12H159ZM164 13V12H163ZM162 13V14H163ZM11 14V13H10ZM14 14V13H13ZM33 14V13H32ZM32 14H30V16L32 15ZM64 14V13H63ZM62 14V15H63ZM101 14H104V12L103 13H101ZM152 14V13H151ZM161 14V15H162ZM173 14V13H172ZM7 15V14H6ZM25 15H27V14H25ZM29 15V14H28ZM35 15V14H34ZM44 15V14H43ZM91 15H93V16H91ZM8 16V15H7ZM11 16H12V14H11ZM50 16V15H49ZM52 16V15H51ZM50 16V17H51ZM129 16V15H128ZM156 16H160L159 14L158 15H156ZM1 17V16H0ZM6 17V16H5ZM13 17V16H12ZM38 17V16H37ZM41 17V16H40ZM174 17V18H175ZM22 19H21V21L20 22H22V23H24V18H23V16L21 17ZM36 18V17H35ZM101 18V17H100ZM99 18V19H100ZM108 18V19H107ZM116 18V17H115ZM155 18V16L154 17H152V19H154ZM157 18V17H156ZM155 18V19H156ZM10 19V18H9ZM15 19H17V18H14L13 20H14V22H13V20L11 21V23L14 25L15 24V22H16V24H17V21H15ZM31 19H32V17H31ZM37 19V18H36ZM35 19V20H36ZM54 19V18H53ZM64 19V20H63ZM72 19H74V20H72ZM98 19V20H99ZM104 19V18H103ZM132 19V18H131ZM154 19V20H155ZM5 20H7L6 18H5ZM28 20H29V18H28ZM123 20V19H122ZM128 20V19H127ZM0 21H1V19H0ZM2 21H3V19H2ZM32 21H34V20H32ZM40 21H42L41 20V18H40ZM39 21V22H40ZM73 21V22H72ZM94 21V23H92ZM112 21V20H111ZM110 21V22H111ZM117 21V20H116ZM124 21H126V20H124ZM44 22V21H43ZM71 24H69V23ZM98 22V21H97ZM118 22H119V20H118ZM10 23V22H9ZM21 23V24H22ZM53 23H55L54 21H53ZM67 23V24H66ZM100 23H102V22H100ZM120 23V22H119ZM122 23V22H121ZM120 23V24H121ZM0 24H2V23H0ZM8 24V23H7ZM6 23H5V26L4 27H8V30L10 31V27H12V26H8ZM21 24H18L17 26L16 25H14L13 26V28L14 29H17L18 28V26H20L21 28L20 29H17V30H19V31H21L22 32V28H23V26L21 25ZM32 24V23H31ZM35 24V23H34ZM36 24H37V22H36ZM40 24V23H39ZM105 24V23H104ZM110 24V23H109ZM120 24H118V25H120ZM50 25H51V23H50ZM56 25V24H55ZM66 25V26H65ZM68 25H70L69 27H68ZM99 26H100V24H98ZM139 25V24H138ZM31 26V25H30ZM30 26H28V25H26V27L24 28V30L26 29V30H29L30 29ZM38 26V25H37ZM46 27V30L47 29H49L50 27L49 26H47V25H45ZM109 26V25H108ZM107 26V28H108V30L111 28V25L108 27ZM120 26H122V24L120 25ZM126 26V25H125ZM128 26H129V24H128ZM141 26H144V25H141ZM140 26V27H141ZM149 26V25H148ZM44 27V26H43ZM47 27H49V28H47ZM64 27H65V29L66 28H68V29H66V30H64ZM101 27V26H100ZM100 27H98L99 29H100ZM119 27V26H118ZM117 27V28H118ZM127 27V26H126ZM146 27V26H145ZM3 28V27H2ZM10 28V29H9ZM41 28V27H40ZM98 28H97V30H98ZM105 28V30L107 29L106 28V26L104 25V27H103V29ZM123 28V27H122ZM122 28H120L121 30H122ZM133 28H134V26H133ZM148 28V27H147ZM154 28H156V26L154 27ZM39 29V28H38ZM43 29V28H42ZM41 29V30H42ZM51 29V28H50ZM113 29V28H112ZM119 29V28H118ZM125 29V28H124ZM130 29V28H129ZM170 29V28H169ZM174 29H176L175 31H174ZM6 30H7V28H6ZM7 30V31H8ZM12 30V29H11ZM16 30V32H15V30H14V32L15 33H18L19 31H17ZM45 30V31H46ZM52 30V29H51ZM70 30V31H69ZM79 30L82 32V34H81V32H79ZM90 31V32H87V31ZM104 30V31H105ZM127 30V29H126ZM145 30V29H144ZM34 31H35V29H34ZM53 31V30H52ZM74 33V35H79V33H80V35L82 36V35H84L85 33H86V35L88 34L89 35V37H88V35H87V37H86V35L85 36H83L82 38H81V36H77V37H74V39L72 38V40L69 42V40H70V38H68V36H70L71 35V33L72 32ZM75 31H78V34L77 33H75ZM86 31V32H85ZM95 31V32H94ZM107 31V30H106ZM137 31V30H136ZM139 31V30H138ZM160 31V30H159ZM158 31V32H159ZM13 31H12V33L10 32V34H13L14 33ZM21 32H19V34H21ZM42 32V31H41ZM50 32V31H49ZM59 32H55L56 34H58ZM92 32V35L91 34H89V33H91ZM131 32V31H130ZM140 32V31H139ZM158 32L156 33V36L157 35H160V34H158ZM43 33V32H42ZM72 33V34H73ZM84 33V34H83ZM129 33V32H128ZM133 33H134V31H133ZM144 33V32H143ZM150 33V32H149ZM165 33H162L160 36H162L163 34H165ZM7 34V33H6ZM55 34V35H56ZM126 34V33H125ZM131 34V33H130ZM130 34H129V36H130ZM135 34V33H134ZM170 34V35H171ZM8 35H9V32H8ZM16 35V34H15ZM46 35H48L49 36V34L48 33H44V38L46 37ZM74 35H71L72 37L74 36ZM100 35V34H99ZM117 35V34H116ZM127 35V34H126ZM138 35V34H137ZM145 35V34H144ZM153 36H154V33L152 34ZM169 35V34H168ZM169 35V36H170ZM171 35V36H172ZM7 36V35H6ZM38 36H40V35H38ZM42 36V35H41ZM53 36H54V33H53ZM59 36V34L56 36V37H58V39L56 40L57 42H59L60 41V43H62V42H64V40L61 38ZM95 36H94V38H95ZM111 36V38H112V36L113 35H110ZM128 36V37H129ZM133 36H135V35H133ZM153 37V38H155L154 40H156L157 42H159L158 41V38L157 37ZM0 37H2V36H0ZM8 37H10V36H8ZM13 37V36H12ZM15 38H16V36H14ZM12 38V40L13 39H15V38ZM18 37L20 38V36L18 35ZM24 37H27V39H24L23 37H21L22 39H24L25 41L26 40H28L30 37H28L26 34L24 35ZM52 37V36H51ZM86 37V38H85ZM117 37V36H116ZM128 37H125V38H128ZM137 37V36H136ZM138 37H139V35H138ZM141 37H142V35H141ZM140 37V38H141ZM149 37V36H148ZM165 37L167 38V36H166V34H165ZM164 36L163 37H161L160 39H161V42H162V44H163V41L164 40H162L163 38H165ZM6 38V37H5ZM32 38V37H31ZM48 38H50V37H47L46 38V40H45V42H44V40L42 41V43H43V45H44V47L46 46L47 47V45H45L44 43H46L47 41H49V40H47ZM77 38V39H76ZM94 38H93V41H89L88 42V45H89V47H86V45H87V43L86 44H84L83 46H82V44L80 43L79 45H80V47H83V48H80V49H78L79 48V46H78V44L77 43H75V44H77V45H75L74 46V48H72V49H70V51L68 50L67 51V46L65 45V44H63V45H60V43H55V41H54V39H56V38H54L53 39V37H52V45H50L51 43H46V44H48V46L50 45L51 47H53V50L51 49V51H53V54L52 55H54L55 56V54H59L60 52V55H62L61 57H59L58 55H57V57H58V59L59 58H62V57H64L63 56V52H62V50L60 51V52H58V50H59V48L60 49H62L61 47H64L63 49H65V47L67 48L66 50H64V53L65 54H68L66 57H65V59L66 58H68V56H69V58H70V60L71 59H76V58H72V54H73V56H74V54L75 55H78V56H76V57H79V56H81V54L83 55V53L85 52V55H90L89 53L91 52V50H92V53L91 54H93L94 53V55L93 56H95V51H99V53H101V51L103 52L102 54L103 55H101V54H99V56H100V58L99 59H97L96 61H98L97 63L99 64V60L102 58V56H104L105 54V52H104V48H103V45L102 44H100V41L99 42H96V41H94ZM123 39H125L124 38V36L122 37ZM144 38V37H143ZM172 38V37H171ZM16 39H18V38H16ZM62 39V40H61ZM81 39H82V41H81ZM85 39V40H84ZM99 39H101V43H103L104 44V42L102 41L103 39L100 37ZM98 39V40H99ZM129 39H131V37H129ZM159 39V40H160ZM168 39V38H167ZM36 40V39H35ZM51 40V39H50ZM67 40V41H66ZM87 40V41H86ZM114 39H112V41H113ZM116 43L117 42H119L120 40H119V38H116ZM132 40V39H131ZM134 40V39H133ZM138 40V39H137ZM1 41V40H0ZM5 41V40H4ZM15 41H16V43H18V48L20 47V49H22L23 48V50H24V48H26L27 47V44L28 43H30V39L28 40V43H24L25 45H22L23 43H21L20 45H22V48H21V46H19V42L17 41V40H13V42L15 43ZM21 41V40H20ZM23 41V40H22ZM33 41V40H32ZM54 41V42H53ZM135 41V40H134ZM166 41V40H165ZM2 43H3V41H1ZM36 42H39V43H36V44H41V46H42V43H41V41H36ZM84 42V43H85ZM113 42H115V40L113 41ZM122 42V41H121ZM121 42H120V44H121ZM142 42V41H141ZM140 42V43H141ZM144 42V41H143ZM153 42V41H152ZM167 42V41H166ZM165 42V43H166ZM170 41H168V43H169ZM1 43V44H2ZM5 43H8V42H5ZM4 43V44H5ZM16 43L15 44H13V43H11V45L13 44V46L14 45H16ZM71 43V44H70ZM106 43V42H105ZM145 43V42H144ZM54 44L56 45L55 47L56 48H58V50L56 49V50H54ZM58 44H59V46H58ZM93 44H95V45H97L96 47L97 48H99V47H101L102 46V48H99L98 50L96 49L95 51L93 50V48H95L94 47V45ZM133 44V43H132ZM153 44H156V43H153ZM99 45V46H98ZM126 45V44H125ZM128 45V44H127ZM127 45H126V47H127ZM131 45V44H130ZM165 45V44H164ZM5 46V45H4ZM12 46V50H13V52L17 49H14V47ZM24 46H26V47H24ZM29 46L31 47V44H29ZM29 46L27 47V49L29 48ZM32 46H34V47H32L33 49H32V51L33 50H36L37 52L39 51V53H41L42 52V54L43 53H45V51H47L46 49L44 50V49H42L43 48V46L40 48V46L38 47V49H37V47H35L36 45L34 44V41H33V43H32ZM61 46V47H60ZM68 46V47H69ZM76 46H77V48H76ZM90 46H92V47H90ZM108 46V45H107ZM117 46H119L118 44H117ZM139 46V45H138ZM105 47H106V45H105ZM113 47V46H112ZM119 47H122L121 45L119 46ZM160 47V46H159ZM5 48V49H4ZM2 47V49H4V51L7 49L6 47ZM69 48H71V47H69ZM86 48H88V50H90L89 48H91V50L90 51H88ZM106 48H108V47H106ZM115 48H117V47H115ZM154 48V47H153ZM27 49H25L24 50V52H27L28 53V51L29 52H31L29 49L27 50ZM31 49V48H30ZM75 49V50H74ZM76 49H77V52H81V54L79 55L78 53H75L76 52ZM82 49V50H81ZM85 49L89 52H87V51H85ZM101 49V50H100ZM122 49V48H121ZM127 49V48H126ZM131 49H132V47H131ZM134 49V48H133ZM72 50H74L75 52H72ZM79 50V51H78ZM123 50H125L124 48H123ZM122 50V51H123ZM129 50V49H128ZM140 50V49H139ZM54 51H56L57 53H55ZM66 51H67V53H66ZM109 52H110V50H108ZM113 51V50H112ZM116 51H121V50H116ZM147 51H152V52H154L155 51V53L157 54V51H159L160 52V50L158 49V48H156L155 50H153L152 48L151 49H147ZM162 51V50H161ZM7 52V51H6ZM5 52V53H6ZM21 53L20 54V56H22V54H23V56H24V58H23V56L22 57H20V58H23V59H28V58H31L32 60H36V58L32 55L31 56V54H30V56L29 57H27V53H26V55H25V53ZM48 52H50V50H48ZM47 52V54H50V53H48ZM83 52V53H82ZM127 52V51H126ZM140 52H143V51H140ZM144 52H146V50H144ZM18 53H20V50H19V52ZM52 53V52H51ZM87 53V54H86ZM110 53H112V52H110ZM114 54L116 53V52H113ZM137 53H139V52H137ZM151 53V52H150ZM41 54V55H42ZM46 54V53H45ZM71 54V55H70ZM107 54H109V53H107ZM114 54H110V58H111V55H113L114 56ZM121 54V53H120ZM144 54V53H143ZM148 54V53H147ZM158 54H160V53H158ZM1 55V54H0ZM37 55V54H36ZM96 55H97V53H96ZM118 55V54H117ZM116 55V56H117ZM125 55V54H124ZM132 55H134V54H132ZM141 55V54H140ZM153 55H154V53H153ZM17 56V55H16ZM46 56V55H45ZM44 56V57H45ZM53 56V57H54ZM71 56V57H70ZM112 56V58L113 59H111L112 61L111 62H113V60H115V58ZM115 56V57H116ZM142 56V55H141ZM145 56V55H144ZM160 56V55H159ZM34 59H33V58ZM39 57V56H38ZM47 57H49V56H47ZM82 58H83V56H81ZM80 57V58H81ZM86 56H84V58H85ZM98 57V56H97ZM106 57V56H105ZM122 56H118V59L119 58H121ZM125 57V56H124ZM129 57H130V55H129ZM170 59H169V58ZM50 58V57H49ZM83 58V59H84ZM89 58V57H88ZM87 57L85 58V59H88ZM110 58H107L106 60L105 59H103V61L105 60V61H107V60H109ZM126 58V57H125ZM132 58H136V57H132ZM146 58H148V59H150V57L149 56H146ZM5 59V57L3 58V60ZM14 61H15V59H17V57L14 59V57L12 58ZM29 60V62L30 61H32V60ZM39 59H41V58H39ZM39 59H37V60H39ZM57 59V60H58ZM96 59V58H95ZM101 59V60H102ZM124 59V58H123ZM130 59V58H129ZM138 58H136V60H137ZM8 60V59H7ZM10 60V59H9ZM34 60V61H35ZM46 60V63H49V62H47L48 61V59H44V61ZM50 60V59H49ZM77 60V59H76ZM116 60H117V58H116ZM125 60V59H124ZM135 60V59H134ZM154 60V62L152 63L151 61H153ZM17 61H18V59H17ZM26 62H27V60H25ZM33 61V62H34ZM91 61V60H90ZM101 62L100 61V63L102 64L103 63V65H104V62ZM123 61V60H122ZM132 61V60H131ZM143 61H145L144 59H143ZM143 61H141V62H143ZM158 61V62H157ZM5 62V61H4ZM20 62V61H19ZM33 62H31V64L33 63ZM117 62V61H116ZM119 62V61H118ZM120 62H121V60H120ZM134 62V63H133ZM132 62V64H136V62L135 61H133ZM157 62V63H156ZM8 63V62H7ZM13 63H15V62H13ZM22 63H24L23 62V60H22ZM28 63V62H27ZM26 63V65H30V63L29 64H27ZM38 63V62H37ZM53 62H52V60L50 61V64L48 65L49 66V68L50 69H52L51 68V66H54V65H51ZM55 63H56V61H55ZM78 63V62H77ZM87 63V62H86ZM96 63V62H95ZM96 63V64H97ZM123 63V62H122ZM125 63H127V65H129L128 63V61L126 60L125 61ZM124 63V64H125ZM139 63V62H138ZM151 63H152V65H151ZM154 63H155V65H154ZM160 63H162V64H159ZM3 64H5V63H3ZM25 64V63H24ZM40 64V63H39ZM56 64H58V62L56 63ZM55 64V65H56ZM60 64V63H59ZM97 64V65H98ZM120 64V63H119ZM13 65V64H12ZM93 65H94V63H93ZM93 65H91V66H93ZM103 65H101V66H103ZM108 65V64H107ZM106 65V66H107ZM114 65L115 64H113V67H114ZM138 66H139V64H137ZM19 66H20V64H19ZM33 66V65H32ZM46 66V65H45ZM44 66V68H46ZM59 66V65H58ZM89 66V65H88ZM121 66V65H120ZM122 66H125V65H122ZM144 66V67H143ZM14 67V65L12 66V68ZM20 67H22V66H20ZM96 67V66H95ZM113 67H112V69H113ZM170 67L172 68V69H174L175 68V70H173V72L174 73H172L171 71H170ZM23 68V67H22ZM21 68V69H22ZM56 68H58V67H54L53 68V70L52 71H54V69H56ZM62 68H65V67H62ZM71 69H72V67H70ZM91 68V67H90ZM90 68H87V69H90ZM106 68H108V66L106 67ZM119 68V67H118ZM16 69V68H15ZM25 69V68H24ZM29 69H30V66H29ZM33 69H34V67H33ZM33 69L31 70V73L32 72H34L33 71ZM41 69H43V67H41ZM46 69H48V68H46ZM67 69V68H66ZM65 69V70H66ZM79 69V68H78ZM82 69V68H81ZM86 69V68H85ZM93 69H94V67H93ZM92 69V70H93ZM98 69V68H97ZM96 69V70H97ZM100 69V68H99ZM98 69V70H99ZM115 70H116V68H114ZM166 69V70H167ZM171 69V70H172ZM17 70V69H16ZM45 70V69H44ZM57 70V69H56ZM56 70L54 71V73H56V74H58L59 72H56ZM95 70V69H94ZM102 70H104V69H101V71ZM119 70V72L118 73H120V79H121V81L123 82L124 80H125V78L128 76H130V75H134L133 73H126L125 72V70H123V68L120 70V69H118ZM135 70V69H134ZM157 70H158V72H157ZM164 70L165 69H163L162 70V74L164 73ZM166 70H165V72H166ZM11 71V70H10ZM9 71V72H10ZM26 71V70H25ZM27 71H28V69H27ZM30 71V70H29ZM37 71V70H36ZM39 72H40V69L38 70ZM48 71V70H47ZM47 71L45 70V72L47 73ZM51 70H50V72H52ZM66 71H68V70H66ZM65 71V72H66ZM111 72H112V70H110ZM120 71H122V73L120 72ZM177 71V72H176ZM0 72H3V71H1V68H0ZM8 72V73H9ZM20 72V71H19ZM18 72V73H19ZM43 73V72H40V73H42L43 75L42 76H44L46 73ZM48 73L49 75L51 74V75H53L52 73ZM70 72V71H69ZM76 72V71H75ZM75 72L73 71V73L75 74ZM92 72V75L94 74V71H91ZM99 72V71H98ZM117 72H115V74L117 73ZM170 72L173 74H170ZM177 73V75H176V73ZM12 73V72H11ZM25 73V72H24ZM30 73V74H31ZM35 73V72H34ZM37 73V72H36ZM62 73V71L59 73L61 76H63V75H67V73L66 74H64V71H63V74H61ZM103 73H105V72H103ZM107 73V72H106ZM160 73V74H161ZM166 73V74H167ZM5 74H6V72H5ZM15 74H16V72H15ZM13 75V73H12V75L13 76H16V75ZM33 74V73H32ZM91 74V73H90ZM138 73H136V75H137ZM142 74H144V73H142ZM146 74V73H145ZM148 75H147V77L150 75L149 73H147ZM165 73L163 74V75H166ZM8 75V74H7ZM7 75H4V73L3 74H1V77H3V76H7ZM27 75H29L28 74V72H27ZM55 75V74H54ZM60 75H58V77L56 76V78H59L60 77ZM98 75H100V74H98ZM107 75H109V73L107 74ZM111 75H113V74H111ZM111 75H110V77H111ZM177 77H176V76ZM19 76H20V74H19ZM23 76V75H22ZM33 76V75H32ZM41 76V77H42ZM55 76H52V78L53 77H55ZM71 76V75H70ZM85 76V75H84ZM146 76V75H145ZM158 76V75H157ZM0 77V79H2ZM18 77V75L16 76V77H14L15 78V80H16V78ZM24 77V76H23ZM22 77V78H23ZM25 77H26V75H25ZM46 77L47 78H50V80L49 81H51V80H53V81H55L56 79H52L51 78V76L50 77H48V75L46 74ZM45 77V78H46ZM78 77H79V75H78ZM98 77V76H97ZM144 77V76H143ZM142 77V78H143ZM147 77H144L143 79H144V81H145V78L146 79H148ZM154 77H156V76H154ZM159 77H160V75H159ZM162 77H164V76H162ZM8 78H10V76H8ZM28 78H30V81H32L30 84H36V82H34L33 81V79L30 77V75L28 76ZM46 78V79H47ZM66 78V77H65ZM73 78V77H72ZM88 78H91V75H90V77H88ZM102 78V77H101ZM107 78V77H106ZM133 78V77H132ZM136 78V77H135ZM150 78V77H149ZM158 78V77H157ZM164 78H166V77H164ZM17 79H20V78H17ZM24 79V78H23ZM32 79V80H31ZM38 79V78H37ZM44 79V78H43ZM42 79V80H43ZM45 79V80H46ZM62 79H64V78H62ZM77 79H81V78H77ZM87 79V78H86ZM134 79V78H133ZM155 79V78H154ZM153 79V80H154ZM158 79H160V78H158ZM167 79V78H166ZM10 80V79H9ZM12 80V79H11ZM14 80V81H15ZM22 80V79H21ZM73 80V79H72ZM96 80V79H95ZM142 80V79H141ZM153 80L151 81V79H150V81H151V87H152V85H153V83H154V85H155V83H156V85H157V83H158V80L156 79V80H154L155 82H153ZM160 80H162L161 81V83H158V85L159 84H161V86L163 87V84H162V82L164 81V79H160ZM5 81V80H4ZM23 81V80H22ZM28 81V80H27ZM37 81V80H36ZM47 81V80H46ZM46 81H44V83L46 82ZM86 81V80H85ZM104 81V80H103ZM105 81H107V80H105ZM139 81H140V79H139ZM147 81H149V79L147 80ZM170 81V80H169ZM1 82V81H0ZM16 82V81H15ZM20 81H18L17 82V84L19 83ZM29 82V81H28ZM27 82V83H28ZM41 82V83H40ZM61 82V81H60ZM69 82V81H68ZM127 82H129V81H127ZM127 82L126 83H122V84H126V86L124 85V87H127L128 86V84H127ZM131 82H133V81H131ZM130 82V83H131ZM143 82V81H142ZM142 82H140L141 83V85H142ZM11 83H13V80H12V82ZM24 84H25V82H23ZM38 83V82H37ZM39 83L40 84H42V81H39ZM51 84H52V81L50 82ZM82 83V82H81ZM87 83V82H86ZM110 83H111V81H110ZM114 85H116L118 88H122L121 87V85L120 84H118L117 82H112ZM129 83V84H130ZM169 83H171V82H169ZM10 84V83H9ZM32 84V85H33ZM34 84V85H35ZM39 84V85H40ZM46 84V83H45ZM55 83H53L52 85L53 86H55L54 85ZM68 84V83H67ZM136 84V83H135ZM147 84H150V83H148L147 82ZM6 85V84H5ZM12 85V84H11ZM10 85V86H11ZM15 85V84H14ZM19 85V84H18ZM20 85H22L23 86V84H22V82H21V84ZM26 85V84H25ZM32 85H30L29 86V84H28V86H29V88H27L28 89V92H32V88L34 87V86H32ZM38 85V84H37ZM44 85V84H43ZM43 85H41L42 87H44ZM48 85V84H47ZM85 85V84H84ZM153 85V86H154ZM157 85V86H158ZM167 85V84H166ZM9 86V85H8ZM16 86V85H15ZM28 86H26V87H28ZM31 86H32V88H31ZM40 86V87H41ZM51 85H48V88L50 87ZM52 86V87H53ZM92 86V85H91ZM111 86H113L112 84H111ZM123 86V85H122ZM131 86V85H130ZM133 86V85H132ZM145 86H147V85H145ZM144 86V84H143V88L144 89H147L146 87ZM156 86V89L158 88V87H160V86H158L157 87ZM41 87V89H43ZM47 86H45V88H46ZM52 87H51V90H52ZM149 87H150V85L148 86V90H146V91H148V93H150V96H152L151 95V92H149L152 88L150 87V89H149ZM168 87V85L166 86V88ZM1 85H0V90H1ZM3 88H4V86H3ZM31 88V89H30ZM38 88V86H36L35 87V89H37ZM85 88H87V87H85ZM136 88H138V86H136ZM161 88V87H160ZM159 88V89H160ZM164 88V87H163ZM39 89L40 88H38L37 90L38 91H36V90H34L33 89V92H40L39 91ZM65 89H67V88H65ZM75 88H73V90H74ZM125 89V88H124ZM127 89H128V87H127ZM134 89V88H133ZM138 89H140V88H138ZM168 89V88H167ZM5 90V89H4ZM45 90V89H44ZM58 90V89H57ZM110 90H111V88H110ZM132 90V89H131ZM164 90V92L162 91V93H167V91L165 90V89H163ZM8 91V90H7ZM42 91V90H41ZM45 91H47V89L45 90ZM55 91V90H54ZM77 91H79V90H77ZM82 91V90H81ZM135 91V90H134ZM140 91H142V89H140ZM146 91H144L143 90V92H146ZM154 91H155V89H154ZM160 92H157V93H161V90H159ZM6 92V91H5ZM19 92V91H18ZM31 92L29 93V94H31ZM32 92V93H33ZM56 92H58V91H56ZM87 92V91H86ZM125 92V91H124ZM136 92V91H135ZM152 92H153V89H152ZM41 93V92H40ZM52 93V92H51ZM79 93V92H78ZM88 93V92H87ZM86 93V94H87ZM89 93H90V91H89ZM92 93V92H91ZM127 93V95L129 96L130 95V92L128 93V92H126ZM140 92H138V94H139ZM148 93H147V95H148ZM5 94V93H4ZM37 94V93H36ZM144 94V93H143ZM142 94V95H143ZM173 94L174 95H176L175 97H173ZM38 95H40V94H38ZM110 95H111V92H110ZM132 95H134V96H136L137 97V94L135 95V94H133L132 93ZM162 95H164V94H162ZM166 95V94H165ZM30 96V95H29ZM89 96V95H88ZM115 96H117V93H115ZM114 96V97H115ZM125 96V95H124ZM154 96H156L157 97V95L156 94H154ZM153 96V98H155L156 99V97H154ZM2 97V96H1ZM7 97H8V95H7ZM87 97V96H86ZM140 97V96H139ZM138 97V98H139ZM142 97V96H141ZM140 97V98H141ZM149 97V96H148ZM159 98H157L156 100H158V101H160L161 100V102H162V100H164L163 98H166V97H160V96H158ZM8 98H10V97H8ZM29 98V97H28ZM60 98V97H59ZM135 98V97H134ZM133 98V99H134ZM140 98H139V100H140ZM143 98V97H142ZM75 99V98H74ZM118 99V98H117ZM144 99V98H143ZM147 99V98H146ZM171 99V100H170ZM1 100V99H0ZM18 100V99H17ZM60 101V100H59ZM72 101V100H71ZM110 101V100H109ZM147 101H149L148 99H147ZM150 101L152 102V100L150 99ZM149 101V102H150ZM2 102V101H1ZM135 102V101H134ZM137 102V101H136ZM135 102V103H136ZM149 102H146V103H149ZM164 102H166V101H164ZM175 102H173V103H175ZM138 104H139V102H137ZM170 103H172V102H170ZM170 103H168L169 104V106H172ZM172 103V104H173ZM134 104V103H133ZM154 104V103H153ZM159 104H161V105H159ZM159 104H156V102H155V105H158V107L159 108H163V107H165V106H163V105H165L166 103H164V104H162V103H160L159 102ZM5 105H7V104H5ZM122 105V104H121ZM141 104H139V106H140ZM152 105V104H151ZM145 106V105H144ZM146 106H148V105H146ZM150 106V105H149ZM174 107H172V108H177L175 105H173ZM151 107V106H150ZM157 106H154V108L156 109V108H158ZM167 107V106H166ZM165 107V108H166ZM144 108V107H143ZM143 108H141V109H143ZM165 108H163V109H165ZM171 108V107H170ZM151 109H152V107H151ZM162 109V110H163ZM148 110V109H147ZM159 110V109H158ZM161 110V111H162ZM167 110V109H166ZM172 110V109H171ZM176 110V109H175ZM117 111V110H116ZM151 111V110H150ZM150 111H149V113H150ZM165 111V110H164ZM160 112V110H159V117H158V113L155 111V110H152L151 112H154V113H156V114H154L153 116H156V117H158V118H168V115H166V113H167V111H165V112ZM173 112H175L174 110H173ZM177 112V111H176ZM146 113V112H145ZM148 113V112H147ZM149 113H148V116L150 117V116H152L151 115V113H150V115H149ZM160 113H163V114H165V116L162 114V116H161V114ZM167 113V114H168ZM142 114V113H141ZM175 114V113H174ZM149 117H146V118H149ZM156 117H151V118H153V120H154V118H156ZM110 118V117H109ZM151 118H149V119H151ZM169 118H170V116H169ZM168 118V119H169ZM174 120H173V119ZM111 119V118H110ZM109 119V120H110ZM115 119V118H114ZM139 119V118H138ZM186 119H191V120H193V121H191V120H189V121H186ZM108 120V122H110ZM112 120V119H111ZM116 120V119H115ZM158 121H161V120H158ZM184 121H186V122H184ZM7 122V121H6ZM81 122V121H80ZM141 123L140 124H142V123H145L146 125H148V124H150L149 125V127L151 126V124L153 125V124H159V122L158 123H155V120H154V122H152L151 120L150 121H140ZM161 122H164V121H161ZM52 123V122H51ZM73 123V122H72ZM79 123V122H78ZM171 123H170V125H171ZM87 124V123H86ZM110 124H112V125H114L115 123H110ZM109 124V125H110ZM120 124V123H119ZM173 124V123H172ZM175 124V125H176ZM57 125V124H56ZM63 125V124H62ZM81 125V124H80ZM79 125V126H80ZM125 124H123V126H124ZM126 125H127V123H126ZM174 125V124H173ZM207 125V126H206ZM178 126H180V125H178ZM177 126V127H178ZM189 126V127H188ZM197 126V127H198ZM84 127V126H83ZM143 127V126H142ZM147 127V126H146ZM174 127H176V126H174ZM191 127V128H190ZM193 127V128H194ZM110 128H112L111 126H110ZM125 128V127H124ZM141 128V127H140ZM148 128V127H147ZM156 128H158V126L156 127ZM178 128H181V127H178ZM188 128H190L189 130H188ZM196 128V127H195ZM212 128V129H211ZM113 129V128H112ZM111 129V130H112ZM175 129H177V128H175ZM197 129V128H196ZM77 130V129H76ZM116 130H118V129H116ZM178 130V129H177ZM191 130H194V129H191ZM204 130V131H203ZM173 131V130H172ZM181 132V129L180 130H178V132ZM203 131V132H202ZM111 132V131H110ZM114 132V130H112V132L111 133H113ZM143 132V131H142ZM141 132V133H142ZM177 132V133H178ZM192 132L193 131H191V133L190 134H192ZM81 133V132H80ZM118 133H120V132H118ZM145 133V132H144ZM184 133H183V136H184ZM186 133V134H187ZM195 132H193V134H194ZM78 134V133H77ZM150 133H148V135H149ZM173 134V133H172ZM186 134H185V138L184 137H182V139H181V137L180 138H178V140L177 141H179V142H177V145H180V144H182V146L180 145L179 147H181V148H183L182 149V151H183V153L185 154V152H186V154L188 153V151H192V152H194L196 149H200L201 150V148H200V146L202 145L201 143L202 142H204L203 140H202V138H203V136L204 135H202V138L200 137V136H197V137H199V139H201L202 140V142H201V140L199 141V140H197L198 138L196 137L195 139L197 140V141H199L200 142V145H198L199 144V142H197L195 139H194V137L196 136V135H198V134H194L193 135V137H191L192 139H193V141H190V142H194V141H196L197 142V146H199V148H197L196 147V143L194 142V144H188L187 142L189 141L188 139H186ZM187 134V138H190L189 137V135ZM205 134H206V132H205ZM258 134V135H257ZM115 135V137L117 136V134H114ZM122 135V134H121ZM123 135H125V134H123ZM122 135V136H123ZM132 135V134H131ZM143 135H145L146 136V134H143ZM169 135V134H168ZM180 135H182V134H180ZM209 135H212V132L209 134ZM214 135V134H213ZM216 136V135H215ZM215 136H214V140L215 141H217L216 139H215ZM255 136H257V137H255ZM258 136H260L259 138H258ZM133 137V136H132ZM136 137V136H135ZM179 137V136H178ZM213 137V136H212ZM212 137H210V138H212ZM217 137V136H216ZM123 138H124V136H123ZM174 138H175V136H174ZM173 138V139H174ZM190 138V140H192ZM206 138H208V139H206ZM114 139V138H113ZM117 139V138H116ZM122 139V138H121ZM184 139V140H183ZM204 139V138H203ZM205 142L207 143V144H209L210 142H209V136L207 137L206 135H205ZM124 140V139H123ZM131 140V139H130ZM187 140V141H186ZM208 140V141H207ZM213 140V138H212V140H211V143L209 144L210 145V147L209 148H211L212 147V142L214 141ZM256 140H258V142L256 141ZM260 140V141H261ZM136 141V140H135ZM182 141V142H181ZM184 141H186V142H184ZM217 141V142H218ZM261 141V142H262ZM122 142H124V141H122ZM189 142V143H190ZM204 142V143H205ZM213 143H215V142H213ZM262 143H264V142H262ZM135 144V143H134ZM174 144V143H173ZM207 144H205V145H207ZM38 145V144H37ZM126 145V144H125ZM129 145V144H128ZM183 145H186V146H183ZM192 145V146H191ZM195 145V146H194ZM187 146H189V148H187ZM190 146H191V148L193 147V149H194V147L196 148L195 150H193V149H191V150H189L190 149ZM202 146H204V144L202 145ZM201 146V147H202ZM260 146H262V147H260ZM125 147H127V146H125ZM186 147V148H185ZM206 147L208 148V146H205V147H203V148H205V149H203L204 151V153H206L205 152V150H206ZM213 147H214V144H213ZM134 148H136V147H134ZM132 149V148H131ZM188 150V151H185V150ZM179 148L177 149V151H178V153H180V154H182L183 156H185L183 153H181V152H179ZM181 151V150H180ZM199 151V150H198ZM197 151V152H198ZM211 151V149L209 150V152ZM191 152V153H192ZM222 152V151H221ZM225 152H223L224 153V155H225ZM133 153H136V152H133ZM177 152L176 153H173L172 155H174L175 156V154H176V156L177 155H179ZM203 153V154H204ZM125 154V153H124ZM124 154H122V152H121V154H119L120 155V157L121 156H123ZM140 154H142V153H140ZM143 154H145V153H143ZM149 154V153H148ZM198 154V153H197ZM207 154H208V152H207ZM212 153L210 152V155H211ZM84 156H85V154H83ZM114 155V154H113ZM126 155H129L128 153H126ZM206 154H204V156H205ZM13 156V155H12ZM61 156V155H60ZM59 156V157H60ZM81 156L82 155H78V157H80L81 158ZM133 156V155H132ZM139 156V155H138ZM141 156V155H140ZM143 156H145V155H143ZM180 157H183V156H181V155H179ZM201 156V155H200ZM199 156V157H200ZM203 156V157H204ZM211 156H213V154L211 155ZM77 157V155H76V159L78 158ZM119 157V156H118ZM146 157V156H145ZM206 158L208 157V155H206L205 156ZM104 158V157H103ZM150 158V157H149ZM191 158V157H190ZM190 158H188V159H190ZM202 158V157H201ZM209 158V157H208ZM212 158V157H211ZM211 158H210V160H211ZM216 158H215V160H216ZM79 159V158H78ZM121 159V158H120ZM180 159V158H179ZM185 159V158H184ZM213 159V161L215 162V160H214V158H212ZM182 160V159H181ZM205 160V163L207 162V165H210V163H211V161L209 160V159H204ZM203 160V161H204ZM177 161V160H176ZM183 161V160H182ZM140 162L141 161H139V162H137L136 164H132V166H130V165H128L127 166V170H125V171H127V172H125V173H131V172H133L134 170H133V168H134V166H139V168H138V171H141V169L143 170V168H147L148 169V166L150 165V163H146V161L145 162H141V164H140ZM130 163V162H129ZM180 163V162H179ZM190 163H191V161H190ZM122 164V163H121ZM120 164V165H121ZM142 164H144V165H142ZM181 164H183V162H181ZM181 164H180V166H181ZM188 164V163H187ZM196 164V163H195ZM198 164V163H197ZM109 165V164H108ZM186 165V164H185ZM205 165V164H204ZM63 166V165H62ZM70 166V165H69ZM109 166H111V168H113V165H109ZM125 166V165H124ZM206 166V165H205ZM130 167H131V169H130ZM141 167H143V168H141ZM204 167V166H203ZM209 167L210 166H208V170L209 171H211L212 172V170H213V168L211 169H209ZM220 167V168H219ZM74 168H76V167H74ZM182 168V167H181ZM185 168H186V166H185ZM206 168V167H205ZM205 168H204V171H205ZM125 169V168H124ZM128 169H130V172L128 171ZM219 169V170H218ZM223 169V170H222ZM225 169V170H224ZM67 170H69L68 168H67ZM67 170H65L66 172H68ZM71 170V169H70ZM70 170H69V172H70ZM114 170H116L115 168L113 169V171L112 172H114ZM145 170V169H144ZM149 170H151V169H149ZM166 170V169H165ZM208 170H206V171H208ZM64 171V172H65ZM186 171V170H185ZM184 170H183V172H185ZM203 171V170H202ZM203 171V172H204ZM205 171V173H207ZM213 171H215V170H213ZM216 171V172H217ZM64 172H63V174H64ZM68 172V173H69ZM116 172V171H115ZM114 172V173H115ZM121 172V171H120ZM147 172H148V170H147ZM182 172V171H181ZM191 172V171H190ZM118 173V172H117ZM205 173H202L201 172V174L203 175V174H205ZM127 174V175H128ZM181 174V173H180ZM208 174V173H207ZM211 174V173H210ZM209 174V175H210ZM218 174H219V172H218ZM225 174V175H226ZM102 175H104V174H102ZM178 175V174H177ZM206 175V174H205ZM208 175V176H209ZM69 176H71L70 175V173H69ZM100 176H101V174H100ZM99 176V177H100ZM108 176V175H107ZM117 176V175H116ZM130 176V175H129ZM187 176V175H186ZM185 176V177H186ZM213 176V175H212ZM222 176V175H221ZM65 177V176H64ZM124 177H125V175H124ZM127 177V176H126ZM125 177V178H126ZM198 177V176H197ZM205 177V176H204ZM207 177V176H206ZM19 178V177H18ZM27 178V177H26ZM66 178V177H65ZM196 178V177H195ZM201 178H202V176H201ZM208 178V177H207ZM218 178V177H217ZM129 179V178H128ZM219 179V178H218ZM220 179H223V178H221L220 177ZM17 180V179H16ZM145 180V179H144ZM207 180V179H206ZM210 180H211V178H210ZM213 180V179H212ZM224 180V183L226 182ZM76 181V180H75ZM121 181V180H120ZM122 181H123V179H122ZM122 181H121V183H122ZM161 181V180H160ZM160 181H156L157 183H159ZM209 181V180H208ZM214 182L213 183H215V181L216 180H213ZM71 182V181H70ZM109 182H111V186H112V184H113V181H111V179H110V181ZM118 182V183H117ZM126 182V181H125ZM142 182V181H141ZM146 182V181H145ZM178 182V181H177ZM210 182V181H209ZM219 182V181H218ZM69 183V182H68ZM114 183L117 185V184H119L120 182L117 180L116 182L114 181ZM198 182H196V184H197ZM205 183V182H204ZM220 183H221V181H220ZM219 183V184H220ZM222 183H223V180H222ZM84 184V183H83ZM115 184H113L114 186H112V188L114 189H112V193H113V191H116L117 189V186L115 187ZM141 184V183H140ZM139 184V185H140ZM209 184V183H208ZM109 185H110V183H109ZM143 185H144V183H143ZM216 185H218V184H216L215 183V187H216ZM220 185H222V184H220ZM218 186V187H220L221 188V186ZM119 186H121V184H119L118 185V187ZM145 186V185H144ZM174 186V185H173ZM210 186V185H209ZM225 186V185H224ZM121 187H126V186H121ZM141 187V186H140ZM139 187V188H140ZM143 187V186H142ZM175 187H177V185H175ZM181 187V186H180ZM183 187V186H182ZM181 187V188H182ZM197 187H198V185H197ZM204 187H205V184H204ZM215 188L214 186H211V188ZM59 188V187H58ZM108 188H110V190H111V187H108ZM173 188V187H172ZM208 188V187H207ZM170 189H171V187H170ZM177 189V188H176ZM176 189H175V191H176ZM179 189V188H178ZM189 189V188H188ZM217 187H216V191H217ZM222 189H224V187L223 188H221V189H219V190H221L222 191V193L225 191H223ZM246 189H248V190H246ZM251 189V190H250ZM143 190V189H142ZM142 190L140 189V191H141V193L142 194H140V196H142L143 195V193L144 192H142ZM197 190H198V188H197ZM218 190V191H219ZM140 191H139V193H140ZM158 191V190H157ZM204 191V190H203ZM208 191H209V189H208ZM211 191V190H210ZM210 191H209V193H210ZM218 191H217V193H218ZM233 191L235 192V193H237V194H235L236 195V199L234 198L235 197V195L233 194ZM241 191H244V193H245V195L244 194H241ZM69 192V191H68ZM74 191H72V189L70 190V193H73ZM76 192V191H75ZM75 192L73 193V195H69L68 196V198L66 197L65 199H68V200H65V201H69V198H70V200L71 199H73V197H74V195H75V197H76V194H75ZM82 192V191H81ZM147 192V191H146ZM177 193V192H176ZM208 193V192H207ZM214 193V192H213ZM212 193V194H213ZM243 193V192H242ZM254 194V195H251V194ZM83 194V193H82ZM115 193H113V194H111V195H114ZM149 194V193H148ZM147 194V195H148ZM174 194H175V192H174ZM173 194V195H174ZM263 194V195H262ZM150 195V194H149ZM161 195V194H160ZM233 195H234V197H233ZM47 196V195H46ZM49 196V195H48ZM82 196H84V194L82 195ZM125 196V195H124ZM178 196V195H177ZM204 196V195H203ZM215 196V195H214ZM259 198H258V197ZM75 197H74V199H75ZM139 197V196H138ZM143 197V196H142ZM147 197V196H146ZM212 197L213 196H211L210 198L212 199ZM144 198V197H143ZM167 198V197H166ZM170 198V197H169ZM174 198V197H173ZM176 198V197H175ZM209 198V197H208ZM258 198V199H257ZM48 199V198H47ZM74 199L70 202H65V203H69V205L68 206H71V205H73L74 204ZM83 199H85V196H84V198ZM124 199H126V198H124ZM124 199H122L123 200V203H122V205L123 206H125L124 208H125V211H126V213L127 214H125V218H124V221H119V220H117V219H121V218H118L117 217V219H116V216H118V215H116L115 213H117V212H119V208L120 207H122V206H120L121 204H116V203H110V202H108V208H107V211H106V209H105V211H106V213H103V215L101 214V215H99L100 216V219L103 221H106V223H102L101 221H100V223L101 224H106V225H109L110 223L111 224H114V225H112L111 227H112V229H114L115 227H116V230H119L120 229V232H117L115 229H114V231H116L115 232V234L112 232V235L109 237L108 236V238L109 239H107L106 240V242H107V245H106V247H105V249L107 250V253H109L108 255H110V254H112L113 255V253L116 251V250H126V251H128V248H127V246H128V244H129V242L131 241V238H129L131 235H132V231H134V229H132V230H130L129 229V231H131V232H129V233H131V235L128 233V231L127 232H125V233H123V231L121 230V228H122V226H124V224L125 225H128V228H129V226L131 227H133V228H135V223H136V221H135V216L136 215H134V212H132L130 209H132L131 207H129V203H126L125 201H128V200H125L124 201ZM127 199H129V198H127ZM137 199V198H136ZM139 199V198H138ZM142 199V198H141ZM176 199H178V198H176ZM181 199V201H182V197L180 198ZM231 199H232V201H231ZM235 199V200H234ZM243 199V200H242ZM257 199V200H256ZM144 200V199H143ZM242 200V204H244V205H241V202L240 201ZM175 201V200H174ZM214 201V200H213ZM223 201H224V203H223ZM73 202V204H71ZM85 202H87V201H85ZM136 202V201H135ZM135 202H134V204H135ZM177 202H179L180 204H178ZM176 202V204L175 205H168L169 207H171V206H173L172 208V213H174L175 215H177L178 213H181V211H182V209H184V208H182V206H187L186 204H183L182 202H180V201H177ZM184 202V201H183ZM61 203H63V201H58V203L56 202V204H59V205H61ZM185 203H187V202H185ZM210 203V202H209ZM94 204V203H93ZM131 204V203H130ZM138 204V203H137ZM140 204H143L144 205V201H143V203H141V202H139V206H140ZM165 204V203H164ZM168 204V203H167ZM172 204V203H171ZM188 204V203H187ZM201 204V203H200ZM212 204V203H211ZM63 206H64V204H62ZM67 205V204H66ZM132 205V204H131ZM136 205V204H135ZM213 205V204H212ZM215 205V204H214ZM240 205V206H239ZM62 206V207H63ZM67 206V207H68ZM97 206V205H96ZM138 206V207H139ZM184 206V207H185ZM227 207V209H226V207ZM88 207L89 206H87V203H86V208L88 209ZM94 207H95V205H94ZM107 207V206H106ZM137 207V206H136ZM57 208H59V206L57 205ZM64 208H66V207H64ZM249 209V210H247V211H250V213H248L247 211H246V209ZM263 208V207H262ZM95 209H97L96 207H95ZM136 209V208H135ZM143 209V208H142ZM188 209V208H187ZM207 209V208H206ZM236 209V210H237ZM253 211H252V210ZM178 210H181L180 212L178 211ZM109 211V212H108ZM140 211V210H139ZM143 211V210H142ZM184 211V210H183ZM182 211V212H183ZM211 211V210H210ZM171 212V211H170ZM187 212V211H186ZM243 212H242V214H243ZM85 213V212H84ZM88 213H90L89 212V210H88ZM141 213V212H140ZM143 213V212H142ZM141 213V214H142ZM211 213V212H210ZM247 213V214H246ZM100 214V213H99ZM136 214V213H135ZM160 214V213H159ZM185 213L183 212V215H184ZM232 214V215H231ZM236 214V213H235ZM254 214H256V215H254ZM174 215V217H176ZM187 215H188V213H187ZM237 215V214H236ZM237 215V216H238ZM261 215V216H260ZM80 216V215H79ZM149 216V215H148ZM258 216H260V217H258ZM18 217V216H17ZM81 217V216H80ZM87 217H89V214L87 215ZM93 217V216H92ZM96 217V216H95ZM95 217H93L92 219H94ZM105 218V219H102V218ZM142 217H144V216H142ZM142 217H140L141 219H142ZM185 217V216H184ZM99 218V217H98ZM137 218H138V216H137ZM153 218V217H152ZM156 218V217H155ZM161 218V217H160ZM178 218V217H177ZM188 218V217H187ZM187 218H185L186 220H187ZM239 218V217H238ZM80 219H82V218H80ZM80 219H77V221H79ZM85 219H86V217H85ZM96 219H97V217H96ZM100 219H98V220H100ZM144 219V218H143ZM176 219V218H175ZM198 219V218H197ZM226 219V218H225ZM233 219V218H232ZM237 219V218H236ZM239 219H241V221L243 222V218H239ZM238 219V220H239ZM84 220V219H83ZM137 220V219H136ZM145 220V219H144ZM143 220V221H144ZM153 220V219H152ZM213 220V221H212ZM230 220V221H229ZM233 220H235V219H233ZM233 220L231 221V222H233ZM247 220V219H246ZM103 221V222H104ZM156 221V220H155ZM158 221V220H157ZM161 221H162V219H161ZM174 221V220H173ZM188 221V220H187ZM190 221V220H189ZM197 221V220H196ZM240 221V220H239ZM251 221V220H250ZM80 222H81V220H80ZM87 222H88V219H87ZM122 222L124 223V224H122ZM133 222H135V223H133ZM167 222H170L171 224L170 225H172L173 223H172V221H167ZM245 222H246V224H245ZM252 222V221H251ZM256 222V223H257ZM79 223V222H78ZM161 223V222H160ZM210 223V222H209ZM238 223V222H237ZM244 223V224H243ZM241 225L244 227V226H246L247 225V221H244ZM250 223V222H249ZM100 224V225H101ZM154 224V223H153ZM207 224V223H206ZM206 224H205V227H206ZM97 225H98V221H97ZM116 225H118V226H116ZM158 225V224H157ZM174 225V224H173ZM192 225V224H191ZM190 225V226H191ZM252 225H254V224H252ZM257 225H255V227L254 226H252L254 229L255 228H257L256 226ZM110 226V225H109ZM136 226H137V224H136ZM146 226V225H145ZM161 226V225H160ZM182 226V225H181ZM208 226V225H207ZM241 226V227H242ZM251 226V225H250ZM250 226H246L245 228H248L249 229V227ZM100 227V226H99ZM121 227V228H120ZM174 227H176V226H174ZM238 227V226H237ZM240 227V226H239ZM238 227V228H239ZM252 227H250V228H252ZM263 227V226H262ZM262 227L260 226V228H261V230H264V229H262ZM98 229H100V228H98ZM155 229V228H154ZM157 229V228H156ZM162 229V228H161ZM174 229V228H173ZM172 229V232H170V234H169V232H168V234L170 235V236H172L173 237V234H176L177 235V233L179 232V231H182V230H179V228L177 227L175 230H173ZM209 229V228H208ZM223 229V228H222ZM241 230L243 229V228H240ZM240 229H237V231H240ZM248 229H247V231H248ZM254 229L252 230V231H254ZM157 230H159V229H157ZM255 230H257V229H255ZM260 229H258V231H259ZM71 231V230H70ZM122 231V232H121ZM141 231V230H140ZM160 231V230H159ZM171 231V230H170ZM174 231H178L177 233H175ZM244 231H245V229H244ZM218 232H219V229H218ZM233 232V231H232ZM242 232V231H241ZM251 232V229H249V232H248V234ZM261 232H264V231H261ZM17 233V232H16ZM117 233H118V235H117ZM120 233H123V235H122V237L120 236L121 234ZM134 233H135V231H134ZM156 233H158V232H156ZM172 233V234H171ZM182 233V232H181ZM238 233V232H237ZM236 233V235H238V238H239V233L237 234ZM243 233V232H242ZM255 233V232H254ZM258 233V232H257ZM220 234V233H219ZM248 234L247 235H243V234H241V236L240 237H243V236H248ZM251 234V233H250ZM249 234V235H250ZM263 234V233H262ZM73 235V234H72ZM75 235V234H74ZM73 235V236H74ZM113 235H115V236H117V237H113V238H117V240H115V239H110ZM128 235H130V236H128ZM176 235H174V237L176 236ZM204 235V234H203ZM252 235V234H251ZM158 236V235H157ZM156 236V237H157ZM166 236V235H165ZM168 236V235H167ZM180 236V235H179ZM207 236H209V235H207ZM211 236V235H210ZM217 232H214V233H212V239H213V237H215V238H217ZM226 236V235H225ZM227 236H228V233H227ZM234 236V235H233ZM123 238V240L121 239V238ZM132 237V236H131ZM136 237V236H135ZM142 237V236H141ZM160 237V236H159ZM173 237V238H174ZM206 237V236H205ZM234 237H236V236H234ZM250 237V236H249ZM256 237V236H255ZM166 238H169V237H166ZM171 238V237H170ZM207 238V237H206ZM237 238V237H236ZM236 238H234V239H236ZM244 238V237H243ZM25 239V238H24ZM129 239H130V241H129ZM132 239H134V237L132 238ZM140 239V238H139ZM162 239V238H161ZM191 239V238H190ZM208 239H209V237H208ZM240 239V241H241V238H239ZM248 239V238H247ZM251 239H252V237H251ZM254 239V238H253ZM252 239V240H253ZM259 239H261L260 237H259ZM158 240V241H157ZM181 240V239H180ZM210 240H211V238H210ZM214 240V239H213ZM231 240V239H230ZM228 241L229 243H228V245L230 246V244L233 242V240H231V241ZM236 240H238V239H236ZM236 240H234V242H236ZM256 240V239H255ZM156 241H157V247L160 245V242H162V241H160V239L159 238H156ZM176 241H178V240H176V239H174L173 240V242L176 244V243H178V242H176ZM209 241V240H208ZM216 241V240H215ZM239 241V240H238ZM237 241V242H238ZM239 241V242H240ZM248 241V240H247ZM167 242V241H166ZM211 242V241H210ZM209 242V243H210ZM222 242V241H221ZM243 242V241H242ZM254 242V241H253ZM262 242V241H261ZM12 243V242H11ZM130 243H132V242H130ZM146 243V242H145ZM169 243V242H168ZM183 243V242H182ZM191 243V242H190ZM208 242H205V245L207 244ZM208 243V244H209ZM212 243H214V242H211L210 244H212ZM218 243V242H217ZM248 243V242H247ZM251 243V242H250ZM8 244V243H7ZM143 245H145L144 244V241H143V243H142ZM172 244V243H171ZM181 244V243H180ZM180 244H176V245H180ZM207 244V245H208ZM226 244V243H225ZM235 244V243H234ZM238 244H241V243H238ZM258 244V243H257ZM103 245H105V244H103ZM131 245H133V244H131ZM143 245H142V247H143ZM163 245V244H162ZM185 245V244H184ZM216 245V244H215ZM235 245H237V244H235ZM246 245V244H245ZM252 245V244H251ZM256 245V244H255ZM147 246V245H146ZM161 246V245H160ZM159 246V247H160ZM190 246H192V243H191V245ZM195 246V245H194ZM211 246V245H210ZM232 246H233V244H232ZM241 246H242V244H241ZM244 246V245H243ZM103 247V246H102ZM133 248H134V246H132ZM132 247H131V249H132ZM156 247V248H157ZM158 247V248H159ZM224 247V246H223ZM254 247V246H253ZM120 248V249H119ZM157 248V250H155L156 252V254H155V256H157L160 252H161V250L162 249H158ZM239 248V247H238ZM237 248V249H238ZM241 248V247H240ZM257 248V247H256ZM255 248V249H256ZM100 250V248H96V250ZM143 249V248H142ZM184 249V248H183ZM215 249V248H214ZM229 249V248H228ZM258 249V248H257ZM263 249H264V247H263ZM99 250H98V252H99ZM130 250V249H129ZM209 250H211V249H209ZM254 250V249H253ZM262 250V249H261ZM188 252V249H185V250H181V251H179V252H177L176 250H175V252L173 253V251H171V253H172V255H174V256H172V257H169V263L170 264H182V263H184L185 264V262L183 261V260H178V259H180V254L182 253V254H184L185 255V252ZM207 251V250H206ZM216 251V250H215ZM237 251V250H236ZM241 251V250H240ZM257 251H260V250H257ZM96 252V251H95ZM98 252H96L97 254H98ZM190 253H192L193 254V249H190V251H189ZM188 252V253H189ZM196 252V251H195ZM244 252V251H243ZM93 253V252H92ZM165 253V252H164ZM179 253V254H178ZM249 253V252H248ZM247 253V254H248ZM96 254V255H97ZM181 254V258H182V255ZM230 254V253H229ZM262 253H258V255H255V256H253V260H257L258 258L259 259H261L262 261H264V256H263V254L261 255ZM107 255V256H108ZM111 255V256H112ZM240 255H242V254H240ZM106 256V255H105ZM111 256H108V258H107V260L109 259V257H110V260L112 259L113 260V256L111 257ZM141 256V255H140ZM162 256V255H161ZM166 256L168 257L169 256V251L166 253ZM188 256V255H187ZM186 256V257H187ZM193 256V255H192ZM238 256V255H237ZM191 257V255L189 256V258ZM236 257V256H235ZM244 257H246V255L244 256ZM195 258H197V257H195ZM238 258V257H237ZM240 258V257H239ZM114 259H116V258H114ZM199 259V258H198ZM245 259V258H244ZM107 260H105V261H102V262H106ZM112 260H111V262H112ZM200 260V259H199ZM209 259H207V261H208ZM109 261V260H108ZM101 261H99L98 263H100ZM179 262H181V263H179ZM224 262V261H223ZM239 264V263H238Z\"/></svg>",
	"mask_w": 264,
	"mask_h": 264
},
{
	"label": "crops",
	"instance_id": "obj_3",
	"mask_svg": "<svg viewBox=\"0 0 264 264\" xmlns=\"http://www.w3.org/2000/svg\"><path fill=\"white\" fill-rule=\"evenodd\" d=\"M103 189H104V188L101 187V190H103ZM64 197H65V195H64L63 192H60V193L57 195V199H58L59 201H60V200H63ZM56 230H57V229H56ZM55 232H56V231H55ZM110 234H111V231H109V230H108L106 233H100L95 241H97V244H98L99 246H101V245H102V242H103V241H106L107 238H108V236H109ZM12 241H13V240H12ZM82 241H83V239H82L80 242H82Z\"/></svg>",
	"mask_w": 264,
	"mask_h": 264
}]
</instances>
